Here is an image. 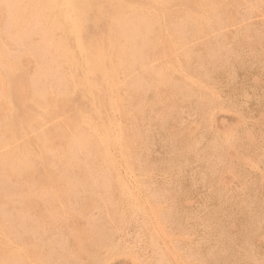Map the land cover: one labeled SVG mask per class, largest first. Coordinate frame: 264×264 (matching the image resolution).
I'll return each mask as SVG.
<instances>
[{
    "label": "rangeland",
    "instance_id": "1",
    "mask_svg": "<svg viewBox=\"0 0 264 264\" xmlns=\"http://www.w3.org/2000/svg\"><path fill=\"white\" fill-rule=\"evenodd\" d=\"M14 1L16 2V5L19 4L16 6V8H17L16 13H15V11H13V10H15V8L13 9V7H15ZM14 1L11 2V0L10 1L9 0H4V1L0 0V14H1L0 28H1V26L3 28L4 27L3 25H5V27L7 26L8 28H12V27L14 28V30L12 28V29H10V31L9 30L6 31V29H8V28H5V27L3 29L2 28L0 29V32L2 31V33L0 34V41L5 40L2 43L0 42V46H1L0 50L2 51L4 49H6V52H7V48H8L7 53H5V51H2L4 54H2V52H0V57L1 58L3 57L2 61L0 58V68L4 67L2 69V71L0 69V71H1L0 76H1V73L3 72L2 76L0 77V80L1 81L3 80L6 82V83L4 82L5 83L4 84L3 81L2 82L0 81L2 83V84H0V87H1V89H0V92H1L0 93V95H1L0 96V107H1L0 108V119H1L0 123L5 121V120H3L5 118L4 116H6L5 119H7V121L0 124V142L3 144V146H2V144L0 143V151H1L0 152V160L2 161L4 159L3 162L0 161L1 162L0 163V169L2 166L4 168V169L2 168L3 170L6 169L5 171L0 170V174L5 173V174H2L0 177L1 180L3 179L5 181L4 182L3 180L2 181L0 180L2 182V183L0 182L2 184L1 185L2 187H0L1 188L0 189V193H1L0 196L2 197V199L0 198V200L3 201V202L0 201V203L6 204L8 201H9L8 203H10V204H6L9 209L6 208L5 204L0 206V213H1L0 215H3L5 213L4 215L6 216V218H4V220H8V221H13L12 218L15 217V219H14V223L16 221L15 226L20 225V227L19 226H17V227H19V230H21V231L16 229L17 227L15 228V226L13 225L14 223L10 222V223H12V228H14V232L12 231L13 229H9V231L10 230L11 231L7 232L8 229L6 231L5 228H7V227L9 228L10 225H9V223H6L3 220L2 223L4 224V226L5 225L6 226L5 227L0 226L1 231L3 232L2 233L0 231V238H1V240H0V252L3 251L2 253H0V254H2L0 256V264H7L8 259H9L8 260L9 264L12 263L13 261H14L13 264H16V263L19 264L20 260H21L20 264H23V263L25 264V261H26V263L28 262L27 264H43V262H44V264H62V263L66 264V263H68V261H70L68 264H80V263L84 264L87 262H89L88 264H94V263L98 264L97 263L98 261H99V264H264V237H262V236H264V192H263V190H264V146H263L264 145V130H263L264 129V125H263L264 124V122H263L264 121V99H263L264 98V84H263L264 83V79H263L264 78V67H263L264 66V56L262 55V54H264V33H262V32H264V29H263L264 28V2H263L264 0H261L262 3H260L261 1L257 2V0H243V1L242 0H226V1L225 0H220V1L218 0L219 5L222 3H225V4H223V6L220 5V7L218 6V4H216L217 0H169V2L167 0H165L164 2H162L163 0H159V1L157 0V3H156V0L155 1L154 0H127V3H130V4H128V6L129 5L131 6L132 12L130 11V6H129V9H128V6H126V5L122 6L123 9L122 8L120 9V7L117 8V2H116L117 0H109V1L108 0H100L101 2H99V0L98 1L97 0H94V1L89 0L88 2H90V3H88V4L86 2L87 0H78V1L76 0V2L74 4L75 13L72 16H69V18L66 20V24H67L66 26L67 27H68V25L71 26L72 23L77 25L79 40L78 39L76 41L70 40L71 43L69 42V48H70V46L71 47L75 46V47L72 48L73 50L70 48L73 51V53H72V51L70 50V52L72 53L71 56H74V57L71 59L67 58L68 60H65V58L62 59V57H57V56H61V55L57 54V53H59L58 51H57V53L54 52V50H56V42L55 41L57 39L59 40L60 37L62 38V40L64 39L60 35L63 30L60 29L61 30L60 31V30H57L56 28H52L50 26L51 20H53L54 15L52 13L49 14L50 11L47 10L45 8V6L42 7L44 5V4H42V1L31 0L32 5H30V0H29V2L27 0H14ZM83 1L86 2L85 6H87V5H89V6H87V7L83 6L84 5ZM3 2H4V4H3ZM10 2H11V4H9ZM79 2H80V4H79ZM98 2H99V4H98ZM111 2H112V5H110ZM159 2H161L162 5H160ZM210 2H214V4L212 5V4H210ZM226 2H228V4ZM96 3L98 4L97 6H96ZM101 3H103L102 4L103 7L99 6V5H101ZM113 3H114V6H113ZM131 3L133 5L134 4L135 5L134 6L131 5ZM166 3H169V4H166ZM176 3H177V5H176L177 7H174L173 4L175 5ZM208 3H209V5H208ZM258 3H260V4H258ZM35 4H36V8H34ZM37 4H38V6L42 4L41 5L42 8H40V6L37 8ZM108 4H109V6H108ZM146 4H147V6H145ZM163 4L165 6L168 5L167 8H165V6H163ZM178 4H180V6ZM229 4H231V5H229ZM5 5H6V7L9 6L12 9H10V11H8L9 9L5 8ZM115 5H116V8H115ZM199 5H201V6H199ZM203 5L204 6L206 5V7L207 6L208 7L204 8ZM90 6H93V7H90ZM142 6H144L145 9ZM170 6H173V7H170ZM185 6H188V8H190V9L192 8L195 12L191 11L192 9L190 10L191 12H189L188 8ZM224 6H227V7H224ZM231 6H233V7H231ZM251 6H253V7H251ZM112 7H114V8L112 9ZM169 7H170V10H169ZM18 8H20L19 9L20 11L18 10ZM39 8H40V10L42 9L41 10L42 12H40L38 10ZM135 8L140 12V16H139V12L137 10H135ZM150 8H153V9H150ZM177 8H179V9H177ZM180 8L182 9L183 12L181 11ZM186 8H187V11H186ZM5 9L8 12H6ZM117 9H119V10H117ZM140 9H141V11H140ZM220 9L223 11L221 12ZM229 9H231V10H229ZM133 10H134L135 14L132 15V18H131L130 15H131V13L133 14ZM153 10H155V11H153ZM206 10L208 13L206 12ZM217 10H220V11H217ZM37 11H38V13H37ZM81 11H83V12H81ZM114 11L119 12V14L121 13L120 14L121 17L123 15V13H124L123 17L126 15L127 16H126V18L125 17L121 18L119 16V14H117V12H114ZM122 11H123V13H122ZM147 11L151 12L150 16L152 18H153L154 13H155V19L154 18L152 19L149 15H148V17H150V18L148 19V17H146L147 15H145L147 13L149 14V12H147ZM157 11H159V12H157ZM9 12H12V13H9ZM46 12L50 18L47 15H45ZM84 12L86 15L84 14ZM110 12H112V13H110ZM125 12H126V14H125ZM201 12H203V13L201 14ZM204 12L207 15L209 14V16H207V15L205 16ZM209 12H211V13H209ZM248 12H250V13H248ZM21 13H24V14H21ZM29 13L31 14L30 15L31 17L29 16ZM36 13L38 15L42 14V16L38 17V15ZM152 13H153V16H152ZM175 13H177V14H175ZM223 13H225V14H223ZM35 14L37 15V17L35 16ZM110 14L113 16V18L110 17L111 16ZM142 14L144 16H142ZM162 14L164 15L163 17H161ZM4 15L6 17L5 22L7 24H5V22L3 20L5 18V17H3ZM19 15L20 16L22 15L21 17L23 19L22 18L18 19V18H20ZM23 15H26L25 16L26 19H24L25 17ZM223 15H225V16H223ZM9 16H10V18L11 17L13 18V19H10L12 21H10L9 19H8L9 21L7 20V17L9 18ZM79 16H81V17H79ZM116 16L118 18H115ZM134 16H136V18ZM174 16H175V18H174ZM210 16H211V18H210ZM233 16H234V18H233ZM236 16H238V17H236ZM15 17H17L16 19H18V20H16ZM28 17H30L31 19ZM47 17H48V19L46 20ZM89 17H91V18L89 19ZM141 17H143V18L141 19ZM145 17L147 20L144 19ZM157 17H159L161 21H158L159 19ZM27 18L29 21L27 20ZM81 18L84 20H82ZM156 18H157V20H156ZM215 18H217V19L215 20ZM229 18H231V20ZM42 19L46 20L45 21L46 23ZM54 19H55V17H54ZM130 19L132 22L130 21ZM163 19L166 21L163 22ZM168 19L170 21H168ZM246 19H248V20H246ZM138 20H140L141 22H145V23L148 22V23H146L147 25L142 23L143 24L142 25L141 22H138ZM217 20H219V21H217ZM223 20H225V21H223ZM38 21H40L41 23H39ZM88 21H90V23ZM121 21H123L124 23H122ZM133 21H135V23ZM167 21L171 25L173 24L172 26H174V27H172ZM233 21H235V22H233ZM14 22H17V23H15V25H13ZM126 22H128V24L130 22L133 26L131 27L130 26L131 24H129L128 27H126L127 26ZM157 22H158V24H157ZM216 22H217V24H216ZM218 22L219 23L221 22V23L219 24ZM137 23L139 25L141 24L140 26H142L143 29H142V27L138 26ZM159 23H160L162 28H160ZM164 23H166V25ZM213 23H215L217 26H214ZM231 23H233V25ZM8 24H12L13 26L12 25L8 26ZM23 24L24 25L26 24V25L24 26ZM44 24H45V26H43ZM46 24H47V26H46ZM123 24H125L126 26ZM177 24H179V25H177ZM136 25H137V28L139 27V28H141V30L139 28H138L139 29L138 30L136 28ZM149 25H151V27ZM183 25H185V26H183ZM169 26H171V27H169ZM182 26H183V28H182ZM16 27H18V28H16ZM19 27H21V28H19ZM134 27H135V30H134ZM166 27L169 29L170 33L168 30L165 29ZM261 27H262V29H261ZM27 28H28V30H27ZM145 28H146V30H144ZM15 29H17L18 31ZM24 29L28 34H30L28 36L33 41L32 40H26L27 39L26 37H28V36H27L26 32H23ZM53 30H54V32H52ZM5 31H6V33H5ZM15 31H16V33H15ZM20 31L22 33H26V34H22ZM79 31L81 34L79 33ZM142 31H143V33H142ZM157 31H158V33H157ZM159 31H161V32H159ZM172 31H175V32H173L174 35H173V33H171ZM228 31H230V32H228ZM259 31H261V32H259ZM7 32L12 33V34H9V33L7 34ZM19 32L22 34V36L19 34ZM131 32H134V33L132 34ZM152 32H153V36L151 35ZM191 32H192V34H191ZM135 33L139 36L135 35ZM13 34H14V36H13ZM51 34H53L52 38L50 37ZM126 34H128V35L126 36ZM147 34H148V36H147ZM164 34H166V35H164ZM167 34H171L172 36L167 35ZM175 34H176V36H175ZM261 34H263L262 40H261V36H262ZM8 35L10 37H8ZM15 35H16V37H15ZM58 35H59V38H58ZM89 35L91 37H88ZM121 35H123V36H121ZM131 35H133V36L135 35L134 38L137 36L136 37L137 39L136 38L134 39L133 36L131 37ZM128 36H130V37L127 38ZM150 36H152L154 38L153 41L154 42L156 41L155 42L156 44H154V42H152V40H151L152 37H150ZM184 36H185V38H184ZM98 37L101 41L98 39ZM147 37L150 39L148 40ZM202 37H204L205 39ZM87 38L89 41L86 40ZM89 38H91V39H89ZM92 38H94L96 42ZM172 38H173V41H176V42H173ZM183 38H184V40H183ZM193 38H195V39H193ZM17 39H19L20 41H18ZM21 39H25V41H27V42L22 43L23 40L21 41ZM52 39H53V41H51ZM123 39H124V41H123ZM131 39H132V41H135V42L131 43L132 42ZM170 39L174 44L170 41ZM10 40H12V42ZM34 40H36V42H34ZM127 40H128V42H127ZM199 40L201 41V43ZM16 41H18V42H16ZM78 41L79 42L81 41V42L79 43ZM97 41H98V43H97ZM137 41L139 43L140 42H142V43L139 44ZM185 41H187V42H185ZM8 42L9 43L11 42V43L9 44ZM51 42H52V44H54V47H53V45H51ZM91 42L93 44H91ZM108 42L110 43V45ZM118 42H119V44L121 42V45L123 47L117 46V45H119ZM124 42H125V45H123ZM147 42H149V43L147 44ZM193 42H194V44H193ZM202 42H204V43H202ZM6 43L9 45L8 46L5 45ZM24 43H32V44L34 43V45L37 46V48H36L37 51H34V49H32V48H35L36 46L34 47L31 44H30L31 47L33 46L32 48L30 47V45H27L28 49L24 48V47H26ZM86 43H88V45H86ZM150 43H152L151 48H149ZM162 43L166 44V45H164L165 47L162 46ZM205 43L207 46L205 45ZM207 43L208 44L210 43V44L208 45ZM17 44L19 46H17ZM83 44H85V45H83ZM95 44H97L98 46ZM167 44H170V47H168L169 45H167ZM191 44L194 45L195 48L193 46H191ZM101 45H102V48H101ZM113 45H115V46H113ZM126 45L128 47H130L128 49L131 52L127 49ZM140 45H141V50H139ZM172 45L175 48L177 47L176 52H175V49ZM188 45H189V47H188ZM210 45H212V46H210ZM16 46L18 48H16ZM85 46H88V47L86 48ZM103 46L105 48H107V49H104V52L102 51V49L104 48ZM110 46H111V48L113 47L114 50L111 49ZM142 46L143 47L145 46L146 49H144ZM147 46H149V47H147ZM152 46H154V47L152 48ZM178 46H179V48H178ZM215 46H217V49ZM3 47H5V48H3ZM19 47H20V50H19ZM92 47L93 48L95 47V48L92 49ZM116 47L118 49L123 48V49H121L122 53ZM124 47L126 48V50ZM79 48H81V49H79ZM193 48L195 49V51L198 49V51H196L197 53L195 51H193L194 50ZM221 48H222V50L224 48V50L222 51ZM30 49L32 50V52H36V53H38L40 51L39 52L40 54L44 53L48 58L45 56L46 60H44L45 58L43 59L42 55L37 54L38 56L40 55L39 56L40 58L42 57V62H41V59H39V57H35V56H37V55H35L36 53H34V57H32L31 54H33V53H31ZM132 49H134L135 51L137 50V52H136L137 55H135V51ZM171 49H173L174 52ZM187 49H189V50H187ZM79 50H80V54H79ZM147 50L150 52H148ZM158 50H159V52H158ZM164 50H166L165 51L166 56H164V54H165ZM184 50H185V52H184ZM207 50H209V51H207ZM219 50H221V51H219ZM24 51H27L26 54L29 51H30V53L27 56H25L26 54ZM110 51H112V52H110ZM11 52L12 53L15 52V53L12 54ZM22 52H24V53H22ZM101 52L103 53L102 55L100 54ZM123 52H124V55H123ZM132 52L134 53V55ZM152 52H154L153 55L151 54ZM157 52L159 53V55ZM168 52L169 53L173 52V53L168 56V54H169ZM178 52H180V55ZM192 52H194L193 56H192ZM48 53L50 56H48ZM53 53H55V54H53ZM85 53H87V54H85ZM146 53L147 54L149 53L151 55V57L154 56L153 58L154 59L157 58V59H155L153 61V58H151L150 55L149 54L147 55ZM189 53H190V55H189ZM5 54L6 55L8 54V56L5 57ZM73 54H75V55H73ZM113 54H116V56H113ZM126 54L129 55L128 58H127ZM175 54L176 55L178 54V56H180V58L178 56H175ZM240 54H241V57H240ZM256 54H257L258 58L256 57ZM21 55H22V58H21ZM23 55L25 57H23ZM83 55H86V56H83ZM99 55L102 56L104 63L101 62L103 60L100 58ZM181 55H183V56H181ZM75 56H77L78 58L77 57L75 58ZM123 56H125V57H123ZM132 56H133V59H132ZM142 56L143 57L145 56V57L142 58ZM148 56H149V59H148ZM4 57H5V59H7L6 62H5ZM10 57L12 58L11 60H12V62L14 61V63H11V60H9ZM17 57H19V59L20 58L22 59V60L20 59L22 63L17 62V61H20V60H18ZM114 57H116V58H114ZM129 57H131V58H129ZM136 57H139V58H136ZM169 57H170V59H169ZM223 57H224V59H223ZM25 58L28 60L26 61ZM35 58L37 59V61ZM82 58L85 61L87 60L88 63L81 60ZM89 58H91L92 60L97 58V60H95V62H94V60L91 61V59L89 60ZM109 58H110V60H109ZM194 58H195V60H194ZM15 59H17V60H15ZM79 59L82 61L81 63H80ZM116 59L118 62H116ZM131 59H132V61H134V63L131 61ZM144 59L146 61H147V59H148V61L150 60L149 62L148 61L147 62L149 65H151L152 69H150V66H147L148 64L145 62ZM151 59H152V61H151ZM200 59H202V60L204 59L203 61H205V63ZM3 60L6 64L1 63V62H3ZM38 60H39V62H38ZM51 60L54 61L55 63L52 62ZM58 60L59 61L61 60L60 63L63 61L64 62L60 65V63H58L59 62ZM69 60H71L72 62ZM156 60H157V62H156ZM224 60L226 62H224ZM44 61H45V63H44ZM46 61H47V64H46ZM49 61H50V63L48 64ZM76 61L79 64L75 63ZM97 61L101 62L100 64L102 66L105 65V66H109V67L104 66L103 67L104 70H103V68H100L102 66H100L99 62H97ZM127 61H130V62L127 64ZM137 61H139L138 65L137 64L135 65V62L137 63ZM140 61H141V63H140ZM168 61H170L172 64H170V62H168ZM176 61H178V62H176ZM7 62L9 64L17 67V69L20 68L22 65L24 67L26 66V68L22 67L20 70L16 69L17 70V74H16V72H15L16 70H15V68H13L14 66L13 67L10 66L9 64H7ZM26 62L30 63V64L27 65ZM69 62H71V63H69ZM109 62H111V63H109ZM113 62H115L116 65H121V66H116L115 64H114L115 66L111 65V64H113ZM123 62H126V63H123ZM17 63H19V64H17ZM56 63H58L57 66L55 65ZM117 63H119V64H117ZM130 63H132V65ZM160 63H162V64H160ZM191 63H193L194 66H192ZM197 63H199L198 67H197ZM68 64L70 65L69 69H68ZM76 64H77V66H76ZM126 64H127V66H126ZM129 64H130V69L128 68ZM153 64L156 65L155 67H159V66H160L159 68H161V66H163V67H162V69L155 68ZM164 64L166 65V68L169 66V68L172 70L177 65L176 66L177 68L176 67L174 68V70H175V72L173 71L174 74L172 73V70H170L169 68H168L169 72H165ZM44 65L46 66L45 69L43 68V67H45ZM49 65L50 66L52 65L53 66V67L51 66L52 68H55L54 66H56L57 67L56 69H58V70L54 69L56 72L52 71L53 69ZM58 65H60V66H58ZM85 65H86V67H85ZM93 65H94V67H93ZM170 65H171V67H170ZM172 65H175V66L173 67ZM225 65H226V67H225ZM39 66H42V67L40 68ZM47 66L51 70L49 68H47ZM182 66H183V68H182ZM32 67H34V68L31 69ZM37 67L40 68L39 72H37L38 71ZM98 67L100 70H98ZM110 67H112V68H110ZM120 67H121V70L119 71ZM137 67H138V69H137ZM146 67L148 68V70ZM190 67H193V68H190ZM11 68L13 69V71L15 70L14 72L12 71L13 73L10 72L12 70ZM85 68H87V69H85ZM154 68L157 70V72H156V70H154ZM184 68H186L185 72L189 73L188 76L184 72V70H183ZM218 68H219V70H218ZM6 69L10 70L9 73L12 74L11 78L9 77L11 80L8 78L9 74H6L8 72V70H6ZM23 69H24V72H23ZM25 69L28 71V73ZM41 69H42V71H41ZM66 69H68V70H66ZM71 69H73V70H71ZM139 69H140V71L141 70L142 71L140 72ZM178 69L181 72V73H179L180 75L176 73V71L179 72ZM187 69H188V71H187ZM248 69H250V70H248ZM32 70L34 71V73L37 72L38 74L41 72L40 78H38L39 75L36 76V74H34L32 72ZM43 70L45 73L43 72ZM48 70H49V72L52 71L51 73L54 76L49 74ZM59 70L65 72V73L61 72L60 74H62V75H59V72H60ZM69 70H71L74 73V74H72V75H74V77L71 75L72 72L70 73ZM75 70H76V72H75ZM80 70L81 71L83 70V73L84 74L86 73V75L83 76L81 74L82 72L80 73ZM108 70L109 71L114 70V71L109 72ZM149 70L150 71L152 70V71L149 72ZM159 70H160V72H158ZM163 70H164V72H163ZM195 70H197L196 72L197 73L199 72V73L196 74ZM19 71L21 72L20 74H19ZM57 71H58V74H57ZM68 71H69V73H68ZM104 71H106V72H104ZM166 71H167V69H166ZM230 71H231V74H230ZM257 71H258V73H257ZM31 72L33 73V76L35 75V77H32L33 79L31 78L32 80L28 79V78H30L29 77L30 74L32 76ZM115 72L117 74L121 73V75L119 74L120 77ZM182 72H183V74H182ZM225 72H226V74H224ZM232 72H234L235 74L234 73L232 74ZM247 72H249V73L247 74ZM55 73L58 77H56ZM75 73H77V76ZM129 73L131 76L129 75ZM136 73L138 74V76ZM143 73H145V75ZM147 73L148 74H150V73L154 74L155 73L157 75H159V74L160 75H159V77H157V75H155V77H154V75L151 74L152 76L150 77V75H148ZM164 73H166L167 75H165ZM28 74H29V76H28ZM47 74H49V75H47ZM92 74H93V77L91 76ZM123 74L124 75L126 74L125 77ZM133 74L136 75L135 78L137 80L133 77V76H135ZM139 74L141 77L139 76ZM201 74L203 76H201ZM222 74H224V75H222ZM3 75H5V76L7 75L6 78H3ZM63 75H65V77H61ZM173 75L175 78H173ZM181 75L183 76V78L180 77ZM235 75H237V76H235ZM246 75H248V76H246ZM45 76L47 79L45 78ZM107 76H108V78H106ZM110 76L113 77L114 80ZM115 76H117V77H115ZM146 76H149L150 78L146 77ZM192 76H193V78H192ZM14 77H16V78H14ZM54 77H55V80H54ZM72 77L76 80V82H74V84L70 83V79ZM80 77H82V78H80ZM156 77H157V79H156ZM160 77H161V79H160ZM184 77L187 79L183 80ZM188 77H189V80H188ZM196 77H197V79H195ZM37 78H38V80H37ZM58 78H59V80H58ZM121 78H123L124 80ZM4 79H6V80H4ZM16 79H17V81H15ZM45 79H46V81H45ZM61 79H63V81ZM89 79L92 81H90ZM139 79H141L140 82H139ZM205 79H207V80H205ZM208 79H209V81H208ZM240 79H241V81H240ZM29 80H31V81H29ZM36 80H37V82H36ZM39 80H41V83ZM64 80H66V81H64ZM101 80H102V82H101ZM110 80H112V81L110 82ZM118 80L120 81V83ZM142 80H144L145 84L143 83ZM167 80L169 83L167 82ZM172 80H173V82H172ZM10 81H12L11 85H10ZM19 81L22 84L21 86H20ZM33 81H34V83H33ZM56 81L57 82L60 81L61 84L63 82L62 85H64V84H69V85L62 86L61 84H58ZM131 81L134 83H132ZM196 81H201V82H196ZM210 81H212V83L214 81V83L211 84ZM216 81H217V83H216ZM13 82L15 84H13ZM31 82L33 84H36V86L35 85L34 86L39 88V89L37 90V88H35L33 85H31L32 84ZM156 82H158V85L156 84ZM188 82H189V84H188ZM190 82H193L194 84L192 85V83H190ZM37 83L39 85H37ZM55 83H57V84H55ZM77 83L80 85H78ZM89 83H91V85H89ZM92 83H93V85L95 83L93 88L90 87V86H92ZM97 83L100 84V86H98ZM125 83H126V88L123 86L124 88L122 89L121 84L125 85ZM128 83L131 86L128 85L129 86L128 87L127 86ZM198 83H199V85H198ZM205 83H207L208 86ZM110 84H112V85L110 86ZM138 84H139V86H138ZM200 84L202 85L201 87H203V89H205V90H203V89H202L203 91L200 90L201 89ZM204 84H205V86H204ZM16 85L20 86V88L19 87L16 88ZM43 85H45V86L43 87ZM150 85H152V86L150 87ZM3 86H4V88H2ZM5 86L6 87L9 86V87L5 88ZM56 86H58V87H56ZM60 86L63 87L64 89L61 88ZM73 86H75L76 88ZM146 86H147V88H146ZM158 86H160V87L158 88ZM59 87L62 90H60V89L57 90V88H59ZM66 87H70V88H68L69 90L66 89ZM83 87H85L84 88L85 90L83 89ZM109 87L112 89H110ZM115 87H117L116 88L117 91H116V89H113ZM133 87L137 88V89H135L137 91H134ZM167 87L169 89H172L174 87L175 89L171 90L172 92L170 90H169L170 92H168ZM196 87H198V88H196ZM236 87H237V89H236ZM88 88H89V90H88ZM119 88H121V89H119ZM127 88L129 90L130 89H133V90H131V92H130ZM139 88H140V90H139ZM152 88L153 89L155 88V89L153 90ZM206 88H207V90H206ZM228 88H229V90H228ZM2 89H4L6 92H4V90H2ZM9 89H12V90L10 91ZM24 89H25V91H24ZM80 89L83 91H81ZM156 89H157V91H156ZM159 89L162 92H164L166 89L167 90L165 91L166 93L164 92V94H160L161 91ZM7 90H8V92H7ZM64 90L66 92H64ZM67 90L70 91L71 93L68 92ZM72 90L75 92H72ZM112 90L115 92V94L112 93L113 92ZM158 90L160 92H158ZM179 90H181V92ZM196 90L198 91V93ZM216 90H217V92H216ZM13 91H15V92H13ZM39 91L41 92L43 99L41 98V94L39 93ZM56 91L59 93V95H57L58 93H56ZM77 91H80L81 93H79ZM133 91L135 94L133 93ZM140 91H141V94H140ZM209 91H210V94H208ZM260 91L262 94L260 93ZM51 92L53 95L55 94L54 95L55 97L51 94ZM116 92L118 93L119 96H117ZM125 92H129V93H126L127 99L124 96ZM142 92L145 94L144 96H143ZM72 93H74V94H72ZM87 93L89 96L87 95ZM130 93L132 94L131 96H129ZM137 93L139 96L136 95ZM215 93L217 94V96H220V99L215 98L216 97ZM21 94H22V97H21ZM36 94H38V95H36ZM4 95H6L7 97ZM73 95H75V96H73ZM158 95H159V100H158ZM210 95H211V97H210ZM10 96H11V98H10ZM38 96L40 97V99ZM79 96H81V97L79 98ZM82 96L83 97L85 96L86 99L83 98ZM108 96H110V98ZM113 96H115L116 99H114ZM121 96L125 100H123L121 98ZM170 96H171V98H170ZM177 96H178V98H177ZM228 96L230 97V99ZM1 97H3V99ZM18 97H20V98H18ZM30 97H32V99H30ZM152 97H153V99H152ZM174 97H175V99H174ZM185 97H186V99H185ZM213 97H214V100H213ZM225 97L228 99V101ZM231 97H233L234 99ZM5 98H6V100H5ZM34 98H36V99H34ZM54 98L57 101V103H55ZM132 98L135 101L137 99V101H136L137 103L135 101H133ZM207 98H208V100H207ZM209 98H211V99H209ZM7 99H9L8 103H7ZM118 99H120V101H118ZM128 99L130 100V102ZM131 99H132V101H131ZM154 99H156L158 101H155ZM166 99H167V101H166ZM176 99L179 101H177ZM2 100L6 101V102H1ZM11 100H12V102H11ZM43 100H45V101L43 102ZM113 100H115V101L113 102ZM126 100H128V102ZM169 100H170V103H168ZM172 100H174V101H172ZM216 100H217V102H216ZM28 101H29V103H28ZM89 101H91L93 103V107H91L92 103L91 102L89 103ZM122 101H124V102H122ZM212 101H213V103H212ZM45 102H47L48 105ZM142 102H143V104H142ZM184 102H186V103H184ZM218 102L220 105L218 104ZM3 103L7 107L11 106L10 108H12V109L7 108L6 106L4 108ZM33 103H35V104L32 105ZM52 103L53 104L55 103V105L51 106ZM183 103H184V105H183ZM200 103L203 106H201V105L199 106ZM204 103H206V104H204ZM215 103H217V104H215ZM222 103H224V105H226V108L224 107V105ZM231 103L233 104V106H231L232 105ZM12 104H13V106H12ZM42 104L43 105L45 104L48 108L45 105L43 106ZM163 104H164V106H162ZM207 104H209V105H207ZM228 104L230 105V107H228L229 106ZM98 105H99V108L97 107ZM113 105H115V107ZM167 105H168V108L166 107ZM179 105H181V106H179ZM206 105L208 108L205 109ZM50 106H51V108H50ZM55 106H56V109L54 108ZM129 106L133 109L135 106V109L131 110V108ZM160 106L163 109L160 108ZM174 106L175 107L177 106V108H175ZM211 106H213L214 109ZM219 106L221 108H223L224 110L223 109L220 110ZM244 106L246 109L244 108ZM13 107L15 109H18V110H16V112H15V109ZM84 107H85L86 111L84 110ZM94 107H97L96 108L97 113H93L96 109H93L94 111L91 110ZM102 107H104V108H102ZM196 107H197V109H196ZM198 107H200V108H198ZM112 108H114V109H112ZM115 108H117V110ZM127 108H129V109H127ZM166 108H167V110H166ZM2 109L4 110V112L6 111L5 112L6 114H4ZM21 109H22V111H21ZM46 109H47V112H46ZM52 109L54 112H52ZM110 109H112V110H110ZM118 109H120V110L118 111ZM199 109H200L201 113L199 112ZM201 109H203V110H201ZM207 109L210 113L212 111L213 112L211 114H209V113L206 114L208 112ZM12 110L14 111L13 113H12ZM31 110H32V112H31ZM42 110H45V112ZM102 110L105 114L102 112ZM114 110H116L115 113H114ZM125 110H127L126 114L128 117H126V114H124ZM136 110H138V112ZM161 110H162V112H161ZM204 110H206V112ZM34 111L36 112V114ZM40 111H41V113H40ZM117 111L120 113H117ZM134 111H135V113H134ZM144 111H147V112H144ZM158 111H160V112H158ZM232 111H234V112H232ZM7 112H9V113H7ZM29 112H31V113H29ZM37 112H39V113H37ZM86 112H87V114H86ZM130 112H132V113H130ZM152 112L153 113L155 112V113L153 114ZM202 112H204L205 114L203 113V115H201ZM28 113H29V115H31V117L28 115ZM64 113H66V114H64ZM106 113H107V115H106ZM139 113H141V114H139ZM145 113H147V114L145 115ZM260 113H262V114H260ZM2 114H4V116ZM11 114L13 117L10 116ZM15 114H16V116H15ZM90 114H93V118H92V115H90ZM122 114H124V115L122 116ZM128 114H130V115H128ZM131 114L133 117L131 116ZM22 115L25 117H23ZM89 115L91 117H89ZM118 115H120V117ZM209 115H210V117H208V119L210 118L212 120L209 119V121H208L207 116H209ZM19 116L21 117L22 120H20ZM45 116L47 119H45ZM96 116H98L99 119H97ZM104 116H108V117L103 119ZM129 116H130V118H129ZM11 117H12V119L10 120ZM122 117H124L125 119L124 118L122 119ZM203 117H204L205 121L207 120V122H205L206 124L204 123ZM205 117H206V119H205ZM26 118H27L28 122H27ZM87 118H90L91 121ZM95 118H96V120H95ZM242 118L245 120L242 121ZM92 119H93L94 123L92 122ZM112 119L113 120L115 119L116 124L114 123V121ZM126 119H129L130 122L127 121ZM251 119H253V121H251ZM261 119H263V120H261ZM12 120H14V121H12ZM41 120H43L42 123H41ZM52 120L55 122H53ZM133 120H135V121H133ZM8 121H9V123H8ZM79 121H80V125H78ZM19 122H20V124H19ZM38 122H39V124L41 123L43 125V129H41L42 128L41 125L35 124ZM51 122H52V124H51ZM83 122L85 124H83ZM117 122H119V123L117 124ZM209 122H210V124H209ZM250 122H251V124H250ZM6 123H7V126H5ZM28 123L30 124L29 127L27 126V125H29ZM192 123H194V124H192ZM197 123H199V124H197ZM48 124L49 125L51 124L53 127L51 125L49 126ZM54 124L56 126V129H55L56 131H54V128H55ZM75 124L78 126H76ZM93 124H95V127H96V128L94 127V129H93V126H94ZM106 124H108V125L110 124L109 125L110 127L107 126ZM114 124L118 126V127L116 126L117 129H116ZM121 124H123L124 126H122ZM200 124H202L203 127ZM260 124L263 127V129L260 126ZM8 125L10 126V128ZM20 125L25 130V133H24L23 129L20 127ZM131 125L133 127H131ZM74 126L76 127L77 131L74 128ZM88 126H90V127H88ZM206 126H208V127H206ZM2 127H4V128H2ZM35 127L38 129H36ZM63 127H64V129H62ZM103 127H105L104 128L105 130L103 129ZM200 127H202V128L200 129ZM33 128H34V130L36 129L37 131H33ZM107 128H109V129H107ZM121 128L123 129V132L120 131V130H122ZM124 128L127 130V132L125 131ZM96 129H98V130H96ZM114 129L117 131V134L114 133L115 132ZM202 129H205V130H202ZM38 130H40V132H38ZM43 130H45L46 133ZM94 130H96L97 133H95ZM128 130H130L131 132L130 131L128 132ZM195 130H199V131L196 132ZM206 130H207V132H206ZM244 130H245V132H244ZM31 131L35 132V133L32 134ZM48 131H49V134H47ZM79 131H80V133H79ZM100 131L102 133H100ZM111 131H112V133L108 134V132H111ZM210 131L214 132L212 138H211L212 133ZM261 131H262V135H261ZM52 132H54V133H52ZM70 132H71V134H70ZM82 132H84L85 135L82 134ZM193 132H194V135H192ZM205 132L208 134H206ZM248 132H250L251 136ZM11 133H13V135L15 137L11 136L12 135ZM22 133H24V134H22ZM67 133L70 134V138H69V134H67ZM75 133H77L78 135ZM127 133H128V136H127ZM129 133L131 135H129ZM200 133H201V135H200ZM220 133H222L221 134L222 136L220 135ZM239 133L241 136L239 135ZM246 133H248V134H246ZM39 134H43L42 135L43 137ZM80 134H81V136H80ZM121 134H126L127 137H130V136L131 137L126 138L124 135L125 138H123L122 137L123 135L121 136ZM204 134H206V135H204ZM37 135H39L41 139H39V136H37ZM46 135H48V136L46 137ZM71 135H73L74 138H73V136L71 137ZM89 135L91 137H89ZM95 135H97V136H95ZM116 135L118 136V138ZM134 135H136V136H134ZM137 135H138V138H137ZM188 135H190V136H188ZM1 136H2V138H1ZM82 136H83V138H81ZM86 136H88V139L86 138ZM120 136L124 139V141L122 138H120ZM6 137H7V139H6ZM9 137H11V138H9ZM63 137H65V138H63ZM184 137H185V139H184ZM207 137H209V138H207ZM215 137H219V139L215 138ZM223 137H224V139H223ZM35 138L38 140H41V141L44 138V142L42 141V143H44V145L42 146V149L40 152H39V148H41L40 144H42V143H41V141L36 143V141H38V140H36ZM84 138H86V140H83ZM113 138H115V139H113ZM116 138L119 139L120 142ZM11 139H13V140H11ZM137 139H138V141H137ZM186 139H188V141ZM191 139H192V141H190ZM255 139H257V141ZM46 140H48L49 142H51V140H53V141L51 143H49ZM65 140H66V142L67 141L68 142L65 143ZM69 140L71 141V143H69L70 142ZM73 140L75 142H77V143H75V145H74ZM113 140H114V143H113ZM121 140L123 141V143H122L123 146H121L122 145ZM130 140L133 142L131 143ZM220 140L223 143V145H222V143H220ZM248 140L250 143H248ZM45 141L47 143H45ZM60 141H63V142H60ZM105 141H106V144L104 143ZM212 141H215L217 143H215V142L211 143ZM4 142H7V144H5ZM82 142H83V144H82ZM87 142H89V144H91V146H89ZM95 142H97V143L95 144ZM102 142L105 145H107L106 147L104 146L105 147L104 150L106 149V151H104L102 149V147L104 145ZM111 142L114 145H119L118 146L119 148L117 146L110 144ZM115 142H117L118 144H115ZM136 142H137V144H136ZM224 142L226 143V145H224L225 144ZM251 142H252V144H251ZM58 143H59V145H58ZM107 143L110 144L109 145L110 147L108 146ZM13 144L15 147L17 146L16 147L17 149L14 147H13L14 149L9 148V147H12ZM53 144L54 145L56 144L55 145L56 147ZM66 144L67 145L69 144V146H71V147H72V145H74L73 146L74 148L65 146ZM79 144L83 148L86 146L84 149L81 148L82 150H86V151L89 150V151L84 152V151L80 150ZM93 144H94V146H98V147H94ZM99 144H100V146H99ZM127 144H129V145L132 144L131 145L132 147L128 146ZM227 144H229V145H227ZM21 145H22V147H21ZM51 145L54 148H56L57 150L54 148L52 149ZM87 145L89 147L88 150H87ZM220 145H222V146H220ZM44 146H46V147H44ZM59 146L61 149L59 148ZM76 146H78V147L76 148ZM92 147H94L93 149H96V151L99 152L98 153L99 155L101 154L100 155V156H102L101 158L99 155H97V152L92 149ZM129 147H131V149H129ZM133 147H136L137 149L135 148V150H134ZM243 147L244 148L247 147L248 150H247V148L244 149ZM261 147H262V149H261ZM45 148L48 150L46 151ZM58 148H59V150H58ZM64 148L67 152L69 150L72 151V154H69L70 157L67 155H68V153H71V151H69L67 153L64 150ZM120 148L121 149L124 148V150H122V151H124L125 153L127 152L126 150H128V153H126L127 155L124 154V152H122ZM233 148H235V149L233 150ZM90 149H92L95 152V154L93 153L92 150L90 151ZM118 149H120V150H118ZM10 150H11V152H9ZM13 150L18 151V154H16L17 152H14ZM32 150H34V151H32ZM54 150H56V151H54ZM62 150H64V153ZM75 150H77V151H75ZM109 150L110 151L113 150V151L108 154ZM246 150H247V152H246ZM19 151H20V154H19ZM44 151H45V153H44ZM58 151L61 152L60 154H62V155H59ZM100 151H101V153H100ZM102 151H104V152L102 153ZM74 152H75V154H74ZM129 152H131V153H129ZM249 152L251 153V155ZM1 153L3 156H5V158L6 157L7 158L9 157V158L8 159L3 158ZM5 153H7V154L4 155ZM21 153L22 154L26 153V155H24V154L21 155ZM34 153H35V156H33ZM37 153H39V155ZM112 153H113L114 157H113ZM119 153H120V155H119ZM236 153L238 156L236 155ZM13 154H16L17 156H19L17 159V156L15 155L16 156L15 158L17 160L15 158H13L14 157ZM63 154H64V156H63ZM128 154H129V156H128ZM222 154H224V156H222ZM81 155H82V157H81ZM94 155H95V157H94ZM109 155H110V157H109ZM20 156L22 158H20ZM54 156H55V158H54ZM57 156L60 158L59 161H58ZM74 156L76 158L78 157L77 159H79V161L74 160L73 159V158H75ZM104 156H105V158H103ZM135 156L137 158H135ZM51 157L54 160H51L52 159ZM66 157H68L69 159H67ZM71 157H72L73 165L75 164V162L77 163V164H75V167H73V165H72ZM87 157H90L92 160H90V158H87ZM108 157H109V160L111 159L109 162H108ZM120 157H122V158H120ZM1 158H3V159H1ZM11 158L14 159L13 164H16V166L12 165ZM30 158H32V159H30ZM128 158H130L129 162L127 161ZM248 158H250V159H248ZM261 158H262V161H261ZM35 159H38V160H35ZM101 159L103 162H101ZM133 159H134V161H133ZM237 159H239L241 162ZM243 159L244 160L246 159L245 160L246 162H243L244 161ZM9 160H11V162ZM18 160H20L19 162L21 164L18 163ZM63 160H67V161H65V165L68 164L67 167L70 165L69 166L70 168L72 166V168H71L72 170L69 167L67 170L66 166L62 165V164H64ZM16 161H17V163H14ZM87 161H90V163L88 164ZM91 161H92V164H91ZM5 162H8V164L10 163V165H7V163H5ZM24 162H27V163H24ZM30 162L32 163V165L30 164ZM36 162L38 164L40 162V164L38 165ZM66 162H68V163H66ZM79 162H81V163H79ZM100 162L103 165H100L101 164ZM107 162H108V164H110L112 162L111 164L113 166L112 165H109V166L104 165V163H107ZM115 162H116V165H115ZM22 163L24 164L23 165L24 167H25V165H26V167H29V166H31V167L27 170H26V168H23V170L25 169L26 171L21 172L22 170L20 171V169H22L21 168ZM35 163L37 164L38 167L35 166L36 165ZM93 163H95V164H93ZM242 163L245 165L247 164V166L243 165ZM1 164H2V166H1ZM28 164H29V166H28ZM33 164H35V165H33ZM128 164H130V166H128ZM135 164L138 166L134 167ZM4 165H5V167H4ZM17 165H19V166L17 167ZM84 165H86L85 168H82V166L84 167ZM161 165L163 167H160ZM253 165H254V168H253ZM60 166H62V168H65V169L63 170L62 168H60ZM96 166L98 168H96ZM111 166L113 168H111ZM249 166L251 167L250 169H249ZM9 167L11 170H9ZM58 167H59L60 171H59ZM114 167H116V168H114ZM209 167L212 169H210ZM257 167H258V170L256 169ZM14 168H15V170H18V168H19V170H18L19 173L17 172L19 174V176L17 175ZM44 168H46V170H44ZM105 168H106V170H104ZM110 168H111V173H110ZM117 168H118V171H117ZM232 168H234V169H232ZM97 169H98V171H97ZM49 170H53V172H55L56 174H59V175H56L54 173L55 176H53V174L50 176L52 171L49 172ZM107 170H108V172H107ZM33 171H34V174H33ZM67 171H69V173H67ZM76 171H77V174L75 173ZM80 171H82V173H80ZM113 171L115 173L116 172H118V173L115 174ZM14 172L16 174H14ZM20 172H21V174H20ZM70 172H72V173L70 174ZM86 172L89 174H86ZM213 172H216V173H213ZM252 172H253V174H252ZM60 173H61V175L63 173V177L65 178V176H66L67 180L63 179L61 177ZM208 173H210V174H208ZM22 174H23V176H22ZM47 174H49L48 177H50L51 179L46 177ZM68 174H70V176H68ZM83 174L86 175V177ZM241 174H242V176H241ZM10 175L12 177H10ZM31 175H32V177H31ZM111 175H112V177H111ZM6 176H7V178H4ZM25 176H27V177H25ZM34 176H35V179H34ZM73 176H74V178H73ZM75 176H76L77 180H76ZM116 176L119 177V179H118V184H120L119 186H117L118 184H116L117 183V180H116L117 177ZM55 177H57V178L54 179ZM113 177H114V179H113ZM136 177H137V179H136ZM8 178H10V179L8 180ZM22 178L26 179V180H24V181H26V186H25L24 181H22ZM31 179H34L33 180L34 182L37 181V184L36 183L35 184L39 185V186H40L39 183H41V184L43 183L44 185H47L48 187L52 184L51 188L49 190H47L48 187L44 186L43 184H42L43 187L42 186L38 187L35 184L31 185V182H32ZM57 179L59 181H61L62 183L59 182ZM6 180H8L7 182L9 183L7 186H5L6 184H4V183H7ZM19 180H21V181H19ZM44 180H45V182H44ZM49 180H50V182H49ZM78 180L79 181L81 180L83 183H81V181L78 183ZM83 180H85V181H83ZM91 180L94 181L95 183L93 182L94 183L93 184ZM140 180H141V182H140ZM9 181L10 182L12 181L14 183V185L12 184V186H10L11 183ZM16 181L19 182V184L21 182L22 185L21 184L19 185ZM40 181H42V182H40ZM52 181L55 184H53ZM111 181H113V182H111ZM114 181H116V182H114ZM15 182L17 185L15 184ZM72 182L74 184H77V185L74 186ZM87 183L89 185H86ZM137 183H138V185H137ZM28 184H30V187L28 186ZM48 184H50V185H48ZM63 184L66 186H64ZM115 184H116V186H115ZM222 184H223V186H222ZM34 185H35V189L33 190ZM71 185H73L74 190L72 189V187H70ZM78 185L80 186V188ZM111 185H113V186H111ZM56 186H58V188H60V189H58ZM3 187H5L6 190H4ZM7 187H8V190H7ZM140 187H143V188L140 189ZM9 188L12 189L13 192H10L11 190ZM29 188H30V190H29ZM36 188H38L39 191L36 190ZM22 189H23V191L26 189L27 192L30 191V193H27L26 190L24 191V193L27 195L28 199L24 194H18L20 196L17 195V193L19 191H20V193L23 192ZM43 189H46L47 191H45V190L43 191ZM53 189H54V191H53ZM121 189L123 192L121 191ZM14 190L15 191L17 190L18 192L16 191L17 192L16 193ZM35 190H36V192H38V194H41L43 196L42 198H45L46 201L44 199H41V196L39 195L40 196L39 197L37 195V193H35ZM61 190H64V191L66 190V192L61 191ZM68 190L70 191V193ZM259 190H261V191H259ZM2 191H4L5 193ZM7 191L10 194L9 193L6 194ZM57 191L58 192L61 191L60 192L61 198H60V193H54ZM72 191H74L76 193H74ZM110 192L113 196L111 194H109ZM2 193H3V196H2ZM11 193L13 194V196L16 199L12 196ZM53 193L55 195L52 196L51 194H53ZM62 193L65 196H63ZM29 194H30V196H29ZM35 194H36V196H35ZM127 194L130 195L132 199ZM23 196H25L26 199ZM37 196L39 197L40 200L37 198ZM70 196L73 198L74 201L71 200L72 198ZM126 196H128V197H126ZM9 197H12L13 199L12 198L10 199ZM19 197H21V198L23 197L22 202H24V203H22V202H19L20 204L16 203L18 201L17 198H19ZM34 197H36V198H34ZM49 197H50V199H49ZM74 197H75V199H74ZM52 198H54L55 200H56V198L57 199L59 198L61 200L63 199L62 200L63 202L58 199V200H56V202L57 201L59 202V203H57L58 204L57 205L56 202H53L55 200ZM65 198L68 200L67 201L68 203L66 202ZM124 198L127 199L126 202L128 204H126V202H124L125 201ZM215 198H216V200H215ZM30 199H32V200L30 202H28ZM36 199L38 200V201H36L38 203L35 202ZM47 199H49V201H47ZM33 200L35 202V206L32 205L34 203H31ZM110 200H112V201L115 200L114 201L115 204L112 203V201H110ZM64 202L67 204H65ZM73 202H75L76 204ZM129 202H130V205H129ZM214 202H216V203L214 204ZM12 203H14V204L12 205ZM120 203L122 206L120 205ZM23 204L25 206L26 205L29 206V207L26 206V208L27 207L30 208V209L27 208V210L29 211V213H31V215L33 212V216L35 218L37 217L36 214L39 215L40 218L38 216L37 219H34L33 216L31 217L30 214H27L28 211H25L26 209H25V206L23 207ZM62 204H64V205H62ZM77 204H79L80 206ZM38 205H40V206H38ZM44 205L45 206L47 205V206L43 208L42 206H44ZM82 205H83V207L81 208ZM114 205L116 208H118L117 211H119V212L114 213V212H116L114 210ZM3 206H4V208H3ZM10 206H11V208L13 206L15 208V210H14V208H13V210H11ZM19 206H20V208L23 207L25 210L22 209L20 211ZM31 206L32 207L34 206V207L32 208ZM52 206H54L53 209H52ZM58 206L60 209L62 208L61 209L63 211L62 213H61L60 209L58 210ZM75 206L76 207L79 206V207L75 208ZM131 206L133 208H130ZM1 207L3 209H1ZM112 207H113V209H111ZM5 208H6V210H5ZM74 208H75V210H74ZM136 208H138L137 209L138 211L136 210ZM31 209H33V210L31 211ZM80 209H82V210L80 211ZM10 210L14 216L11 215L12 213L10 214V212H9ZM108 210H110V211H108ZM17 211L19 213H21L22 215L19 214ZM24 211L26 212L27 217H25ZM40 211L42 213H44L46 215V217ZM129 211H132V212H129ZM14 212L17 216L14 214ZM65 212H67V213H65ZM75 212L77 213V215L73 214ZM34 213H35V215H34ZM126 213H128V214H126ZM131 213H132V215H131ZM7 214L8 215L10 214V215L7 217ZM19 215L22 216L23 218L22 217L20 218ZM62 215H65V217L64 216L62 217ZM67 215H68V217L66 218ZM111 215L116 216V217L112 218ZM10 216H11V218H10ZM60 216L62 219L60 218ZM77 216L78 217L81 216L80 218L82 220L80 218H78ZM133 216H135L136 218ZM1 217H4V216H1ZM1 217H0V219L2 220L3 218H1ZM29 217H30V220H29ZM126 217H128V218H126ZM27 218H28V220H27ZM116 218H118L119 221L115 220ZM16 219H18V220L22 219V220L18 221ZM1 220H0V222H1ZM24 220L29 222V223L25 222ZM61 220L63 221V223ZM117 221L120 222L121 225H119V223ZM17 222H19V223H17ZM114 222H115V224H114ZM7 224H8V226H7ZM21 224H23V226ZM28 224H29V226H28ZM0 225H2V224L0 223ZM80 225H82V226H80ZM24 227H26V228L24 229ZM27 227L29 228V230H27L28 229ZM138 227H139V230H138ZM2 228H4L5 233L2 230ZM20 228H22V229H20ZM76 229H77V231H76ZM115 229H116V232H115ZM74 230L79 235L74 233L75 232ZM140 230H141V232H140ZM17 231H19V232H17ZM25 231H28V232H25ZM20 232H21V234H20ZM79 232H81V233H79ZM8 233H9V237L11 239L10 238L8 239V235H7ZM10 233L13 236H14V234L17 236L12 237V236H10ZM22 233H26V234L22 235ZM114 233H115V235H114ZM4 234L7 235V236L5 235L6 236L5 238H4ZM127 234H129V235H127ZM72 235L73 236L76 235L77 238L75 236H74L75 237L74 238ZM147 237H149L151 241H147L148 240V239L146 240ZM12 238H14V239H12ZM70 239H71L72 243L70 242ZM81 239H83V242ZM2 240L4 241V243H2L3 242ZM11 240H13V241H11ZM95 240L98 241V243ZM108 240L110 241V243ZM153 240H155L156 243ZM5 241H7L9 243H5ZM15 241L16 242L18 241L17 242L18 244L17 243L14 244ZM124 241H125V243H124ZM26 242H29V243H26ZM79 242H81L80 245H78ZM95 242H96V244H98L99 249L100 248L102 249V251H101V249L100 250L97 249L98 247L96 246ZM113 242L115 244H113ZM12 243H13V245H12ZM22 243H23V246L25 249L22 248ZM100 243H102L101 245L103 247H100V245H99ZM4 244H5V246H4ZM8 244H10V245L8 246ZM26 244H27V246H26ZM28 244L31 245L32 248L35 247L36 250L34 248L31 249L30 248L31 246L29 247ZM94 244H95V246H94ZM146 244H148V245L145 247ZM151 245L154 247L152 248ZM13 246H14V249L12 250ZM15 246H16V248H15ZM81 246H83L84 248H81ZM95 247H97V248H95ZM106 247H108V248H106ZM150 247H151V249H150ZM86 248H87V250H86ZM88 248H89V250H88ZM154 248H156V249H154ZM8 249L10 251L11 250L12 251L10 252ZM19 249H21V250H19ZM83 249H85V250H83ZM96 249L99 250L100 252H98ZM104 249H105L106 253L103 252ZM17 250H19L20 252H17ZM38 250H39V252H38ZM4 251H7L8 253H10V254H8L7 252H5V254H8L10 256L4 255L3 254ZM28 251H32V252H28ZM90 251L93 252V254L94 253L95 254L92 255V253ZM15 252H17L18 255ZM15 254H16V256H15ZM96 254H97V258H95V260H92L96 256ZM99 254H100V256H99ZM11 255H12V258H11ZM22 256L25 257L23 260L24 262L22 261V259H23ZM71 256H73L75 259L74 258L72 259ZM88 256L91 257L90 258L91 260L88 258ZM12 259H14V260L11 261ZM16 259H18V260H16ZM34 259H35V261H34ZM97 259H100V260L97 261ZM30 260L32 263L30 262ZM40 260H43V261H40ZM45 260H47V261H45ZM48 260H49V262H48ZM79 261H83V262H79ZM91 261L92 262L96 261V262L91 263ZM39 262H42V263H39Z\"/></svg>",
    "mask_w": 264,
    "mask_h": 264
},
{
    "label": "bare ground",
    "instance_id": "2",
    "mask_svg": "<svg viewBox=\"0 0 264 264\" xmlns=\"http://www.w3.org/2000/svg\"><path fill=\"white\" fill-rule=\"evenodd\" d=\"M3 1H4V0H3ZM9 1H10V0H9ZM13 1H14V0H13ZM13 1L11 0V2H13ZM27 1L29 2V0H27ZM40 1H42V4H44L42 7L45 6V8H46L47 10L50 11L49 14L52 13V14L54 15V17H55V19H54V17H53V20H51V23H50L51 25H50V26H51L52 28H56L57 30H60V29L63 30L62 33H61V34L59 33V34H60L64 39L62 40V38L60 37L59 40L57 39L58 41H57V40L55 41V42H56V50H54V52L57 53V51H58L59 53H57V54H60L61 56H57V57H62V59L65 58V60H68V59L73 58L74 56H71V54L73 53V51H72L73 49H72V48H74L75 46H74V47H71V46H70V48L72 49V50H71V49L69 48V42H70V40H75V41H76L77 39L79 40V38H78V27H77V25L74 24V23H72L71 26L68 25V27H67V26H66V25H67V24H66V20L69 18V16H72V15L75 13V10H74V4H75L76 0H40ZM77 1H78V0H77ZM88 1H89V0L86 1L87 4L90 3V2H88ZM93 1H94V0H93ZM97 1H98V0H97ZM97 1H96V2H97ZM108 1H109V0H108ZM154 1H155V0H154ZM158 1H159V0H158ZM164 1H165V0H163L162 2H164ZM167 1L169 2V0H167ZM219 1H220V0H219ZM225 1H226V0H225ZM242 1H243V0H242ZM259 1H261V0H257V2H259ZM11 2H10L9 4H11ZM35 2H36V1H35ZM83 2H84V1H83ZM83 2H82V3H83ZM86 2H84V5H83V6L86 5ZM99 2H101V1L99 0ZM99 2H98V4H99ZM112 2H113V1H112ZM112 2H111L110 5H112ZM116 2H117V8L120 7V9L122 8V6H124V5L128 6V4H130V3H127V0H117ZM170 2H171V1H170ZM192 2H193V1H192ZM223 2H224V1H223ZM251 2H252V1H251ZM254 2H255V1H254ZM263 2H264V1H263ZM6 3H7V2H6ZM6 3H5V4H6ZM14 3H15V5H14V4H13V5H14L15 7H13V9L15 8V10H13V11H15V13H16V9H17L16 6L19 5V4L16 5V2H15V1H14ZM31 3H32V1L30 0V5H32ZM114 3H115V2H114ZM114 3H113V6H114ZM156 3H157V0H156ZM159 3H160V5H162L161 2H159ZM159 3H158V4H159ZM171 3H172V2H171ZM171 3H170V4H171ZM178 3H179V2H178ZM206 3H207V2H206ZM220 3H221V2H220ZM226 3L228 4V2H226ZM260 3H262V1H261ZM260 3H258V4H260ZM3 4H4V2H3ZM42 4H41V5H42ZM76 4H77V3H76ZM79 4H80V2H79ZM98 4L96 3V6H97ZM102 4H103V3H101V5H99V6H102ZM166 4H169V3H166ZM210 4L213 5L214 2H210ZM216 4H218V0H217V3H216ZM223 4H225V3H222V4H220V5L223 6ZM227 4H226V5H227ZM254 4H255V3H254ZM7 5H8V4H7ZM41 5H39L40 8H42ZM77 5H78V4H77ZM81 5H82V4H81ZM131 5H133V4L131 3ZM134 5H135V4H134ZM134 5H133V6H134ZM176 5H177V3H176L175 5L173 4L174 7H177ZM178 5L180 6V4H178ZM208 5H209V3H208ZM220 5L218 4L219 7H220ZM229 5H231V4H229ZM248 5H249V4H248ZM250 5H251V4H250ZM39 6H38V4H37V8H38ZM87 6H89V5H87ZM87 6H85V7H87ZM108 6H109V4H108ZM126 6H125V7H126ZM129 6H130V5H129ZM129 6H128V9H129ZM139 6H140V5H139ZM145 6H147V4H146ZM163 6H165V5L163 4ZM167 6H168V5H167ZM167 6H165V8H167ZM173 6H170V7H173ZM179 6H178V7H179ZM199 6H201V5H199ZM90 7H93V6H90ZM102 7H103V6H102ZM106 7H107V6H106ZM142 7H144V6H142ZM170 7H169V10H170ZM181 7H182V6H181ZM185 7L188 8V6H185ZM190 7H191V6H190ZM203 7H204V8H207L208 6L206 7V5H205V6L203 5ZM224 7H227V6H224ZM231 7H233V6H231ZM251 7H253V6H251ZM259 7H260V6H259ZM5 8L9 9L8 11H10V9H12V8H10L9 6L6 7V5H5ZM34 8H36V4H35V7H34ZM34 8H33V9H34ZM40 8H39L38 10H39L40 12H42V11H41L42 9L40 10ZM88 8H89V7H88ZM110 8H111V7H110ZM113 8H114V7H112V9H113ZM115 8H116V5H115ZM133 8H134V7H133ZM138 8H139V7H138ZM187 8H186V11H187ZM211 8H212V7H211ZM211 8H210V9H211ZM214 8H215V7H214ZM217 8H218V7H217ZM247 8H248V7H247ZM19 9H20V8H18V10H19ZM112 9H111V10H112ZM122 9H123V8H122ZM144 9H145V7H144ZM146 9H147V8H146ZM150 9H153V8H150ZM177 9H179V8H177ZM180 9H181V8H180ZM184 9H185V8H184ZM184 9H183V10H184ZM191 9H192V8H191ZM191 9L188 8V11H189V12H191V11L195 12L193 9H192V10H191ZM18 10H17V11H18ZM43 10H44V9H43ZM90 10H91V9H90ZM115 10H116V9H115ZM117 10H119V9H117ZM135 10H137V9L135 8ZM147 10H148V9H147ZM167 10H168V9H167ZM169 10H168V11H169ZM190 10H191V11H190ZM220 10H221V9H220ZM220 10H217V11H220ZM229 10H231V9H229ZM1 11H2V10H1ZM5 11H6V9H5ZM8 11H6V12H8ZM19 11H20V10H19ZM19 11H18V12H19ZM77 11H78V10H77ZM130 11H131V6H130ZM137 11H138V10H137ZM140 11H141V9H140ZM149 11H150V10H149ZM149 11H147V12H149ZM153 11H155V10H153ZM181 11H182V9H181ZM181 11H180V12H181ZM201 11H202V10H201ZM222 11H223V10H221V12H222ZM224 11H225V10H224ZM18 12H17V13H18ZM21 12H22V11H21ZM81 12H83V11H81ZM114 12H117V11H114ZM126 12H127V11H126ZM126 12H125V14H126ZM131 12H132V11H131ZM138 12H139V11H138ZM142 12H143V11H142ZM157 12H159V11H157ZM157 12H156V13H157ZM170 12H171V11H170ZM182 12H183V11H182ZM184 12H185V11H184ZM206 12H207V10H206ZM229 12H230V11H229ZM229 12H228V13H229ZM9 13H12V12H9ZM37 13H38V11H37ZM37 13H36V14H37ZM97 13H98V12H97ZM110 13H112V12H110ZM122 13H123V11H122ZM150 13H151V12H149V14H148V13L145 14V15H147L146 17H148V15L150 16V15H151ZM161 13H162V12H161ZM173 13H174V12H173ZM185 13H186V12H185ZM187 13H188V12H187ZM202 13H203V12H201V14H202ZM207 13H208V12H207ZM209 13H211V12H209ZM235 13H236V12H235ZM235 13H234V14H235ZM248 13H250V12H248ZM7 14H8V13H7ZM21 14H24V13H21ZM36 14H35V16L37 17L38 14H37V15H36ZM84 14H85V12H84ZM117 14H119V12H117ZM120 14H121V13H120ZM120 14H119V16H120ZM129 14H130V13H129ZM134 14H135V13H134V10H133V14L131 13V15H130L131 18H132V15H134ZM164 14H165V13H164ZM175 14H177V13H175ZM179 14H180V13H179ZM204 14H205V12H204ZM204 14H203V15H204ZM223 14H225V13H223ZM231 14H232V13H231ZM234 14H233V15H234ZM26 15H27V14H26ZM26 15H23V16L25 17ZM30 15H31V14L29 13V16H30ZM32 15H33V14H32ZM45 15L48 16L47 12L45 13ZM85 15H86V14H85ZM110 15H111V14H110ZM123 15H124V13H123ZM123 15H122V17H123ZM136 15H137V14H136ZM168 15H169V14H168ZM206 15H207V14H205V16H206ZM228 15H229V14H228ZM252 15H253V14H252ZM6 16H7V15H6ZM19 16H20V15H19ZM21 16H22V15H21ZM21 16H20V18H18V19H21V18H22ZM33 16H34V15H33ZM39 16H42V14L38 15V17H39ZM106 16H107V15H106ZM126 16H127V15H126ZM126 16H124V17L126 18ZM128 16H129V15H128ZM139 16H140V12H139ZM142 16H144V15L142 14ZM152 16H153V13H152ZM158 16H159V15H158ZM163 16H164V15L162 14L161 17H163ZM166 16H167V15H166ZM169 16H170V15H169ZM175 16H176V15H175ZM175 16H174V18H175ZM179 16H180V15H179ZM207 16H209V14H208ZM218 16H219V15H218ZM223 16H225V15H223ZM223 16H222V17H223ZM229 16H230V15H229ZM234 16H235V15H234ZM234 16H233V18H234ZM246 16H247V15H246ZM249 16H250V15H249ZM0 17H1V14H0ZM3 17H5V15H4ZM30 17H31V16H30ZM30 17H28V18H30ZM36 17H35V18H36ZM48 17H49V16H48ZM48 17L46 18V20L48 19ZM79 17H81V16H79ZM110 17L113 18L112 15H111ZM110 17H109V18H110ZM120 17H121V16H120ZM120 17H119V18H120ZM122 17H121V18H122ZM124 17H123V18H124ZM134 17L136 18V16H134ZM146 17H145L144 19H146ZM150 17H151V16H150ZM150 17H148V19H149ZM236 17H238V16H236ZM236 17H235V18H236ZM251 17H252V16H251ZM251 17H250V18H251ZM16 18H17V17H15V19H16ZM28 18H27V20H28ZM32 18H33V17H32ZM43 18H44V17H43ZM49 18H50V17H49ZM83 18H84V17H83ZM86 18H87V17H86ZM90 18H91V17H89V19H90ZM112 18H111V19H112ZM115 18H118V17L116 16ZM121 18H120V19H121ZM128 18H129V17H128ZM142 18H143V17H141V19H142ZM151 18H152V17H151ZM153 18L155 19V13H154ZM153 18H152V19H153ZM157 18L159 19L158 21H161L159 17H157ZM157 18H156V20H157ZM172 18H173V17H172ZM210 18H211V16H210ZM220 18H221V17H220ZM5 19H6V17L3 19L4 22L6 21ZM8 19L10 20V19H13V18H12V17L10 18V16H9V18L7 17V20H8ZM18 19H16V20H18ZM22 19H23V18H22ZM24 19H26V17H25ZM30 19H31V18H30ZM44 19H45V18H44ZM79 19H80V18H79ZM81 19H82V18H81ZM84 19H85V18H84ZM84 19H82V20H84ZM87 19H88V18H87ZM133 19H134V18H133ZM213 19H214V18H213ZM216 19H217V18H215V20H216ZM223 19H224V18H223ZM229 19L231 20V18H229ZM251 19H252V18H251ZM9 20H8V21H9ZM32 20H33V19H32ZM36 20H37V19H36ZM42 20H43V19H42ZM46 20H43V21L45 22ZM73 20H74V19H73ZM128 20H129V19H128ZM146 20H147V19H146ZM246 20H248V19H246ZM8 21H7V22H8ZM10 21H12V20H10ZM28 21H29V20H28ZM64 21H65V22H64ZM85 21H86V20H85ZM116 21H117V20H116ZM130 21H131V19H130ZM135 21H136V20H135ZM135 21H133V22L135 23ZM143 21H144V20H143ZM153 21H154V20H153ZM164 21H166V20L163 19V22H164ZM168 21H170V20L168 19ZM168 21H167V22H168ZM217 21H219V20H217ZM223 21H225V20H223ZM226 21H227V20H226ZM30 22H31V21H30ZM38 22L41 23L40 21H38ZM82 22H83V21H82ZM88 22L90 23V21H88ZM92 22H93V21H92ZM114 22H115V21H114ZM117 22H118V21H117ZM121 22L124 23L123 21H121ZM131 22H132V21H131ZM138 22H141V21L138 20ZM155 22H156V21H155ZM155 22H154V23H155ZM233 22H235V21H233ZM257 22H258V21H257ZM8 23H9V22H8ZM15 23H17V22H14L13 25H15ZM18 23H19V22H18ZM23 23H24V22H23ZM45 23H46V22H45ZM118 23H119V22H118ZM126 23H127V26L125 25ZM126 23L123 24V25H125L126 27H128V25L131 24L130 22H129V24H128V22H126ZM142 23H143V24H146V23H148V22H146V23H145V22H141V24H142ZM154 23H153V24H154ZM168 23H169V22H168ZM180 23H181V22H180ZM218 23H219V22H218ZM220 23H221V22H220ZM220 23H219V24H220ZM1 24H2V23H1ZM5 24H7V23L5 22ZM26 24H27V23H26ZM26 24H25V25H26ZM81 24H82V23H81ZM115 24H116V23H115ZM137 24H138V23H137ZM141 24H140V25H141ZM143 24H142V25H143ZM157 24H158V22H157ZM164 24L166 25V23H164ZM169 24H170V23H169ZM181 24H182V23H181ZM216 24H217V22H216ZM216 24L213 23L214 26H217ZM227 24H228V23H227ZM231 24L233 25V23H231ZM231 24H230V25H231ZM236 24H237V23H236ZM260 24H261V23H260ZM260 24H259V25H260ZM2 25H3V24H2ZM9 25H12V24H8V26H9ZM13 25H12V26H13ZM19 25H20V24H19ZM23 25H24V24H23ZM25 25H24V26H25ZM95 25H96V24H95ZM140 25L138 24V26H140ZM146 25H147V24H146ZM146 25H145V26H146ZM162 25H163V24H162ZM170 25H171V24H170ZM172 25H173V24H172ZM172 25H171V26H172ZM175 25H176V24H175ZM177 25H179V24H177ZM230 25H229V26H230ZM3 26L5 27V25H3ZM12 26H11V27H12ZM16 26H17V25H16ZM21 26H22V25H21ZM35 26H36V25H35ZM43 26H45V24H44ZM46 26H47V24H46ZM103 26H104V25H103ZM130 26L132 27L133 25L131 24ZM149 26L151 27V25H149ZM159 26H160V28H162L161 25H160V23H159ZM171 26H169V27H171ZM183 26H185V25H183ZM183 26H182V28H183ZM220 26H221V25H220ZM225 26H226V25H225ZM229 26H228V27H229ZM4 27H3V28H4ZM83 27H84V26H83ZM140 27H142V26H140ZM167 27H168V26H167ZM167 27H166L165 29L169 31V29H168ZM172 27H174V26H172ZM231 27H232V26H231ZM259 27H260V26H259ZM262 27H263V26H262ZM262 27H261V29H262ZM1 28H2V26H1ZM1 28H0V29H1ZM3 28H2V29H3ZM5 28H8V27L6 26ZM12 28H13V27H12ZM12 28H8V29H6V31H7V30L10 31V29H12ZM16 28H18V27H16ZM19 28H21V27H19ZM49 28H50V27H49ZM84 28H85V27H84ZM136 28H137V25H136ZM138 28H139V27H138ZM138 28H137V29H138ZM158 28H159V27H158ZM176 28H177V27H176ZM254 28H255V27H254ZM257 28H258V27H257ZM117 29H118V28H117ZM128 29H129V28H128ZM132 29H133V28H132ZM139 29L141 30V28H139ZM139 29H138V30H139ZM142 29H143V27H142ZM165 29H164V30H165ZM180 29H181V28H180ZM184 29H185V28H184ZM225 29H226V28H225ZM263 29H264V28H263ZM13 30H14V28H13ZM15 30H17V29H15ZM19 30H20V29H19ZM21 30H22V29H21ZM27 30H28V28H27ZM49 30H50V29H49ZM61 30H60V31H61ZM134 30H135V27H134ZM138 30H137V31H138ZM144 30H146V28H145ZM144 30H143V31H144ZM156 30H157V29H156ZM156 30H155V31H156ZM189 30H190V29H189ZM189 30H188V31H189ZM252 30H253V29H252ZM6 31H5V33H6ZM17 31H18V30H17ZM80 31H81V30H80ZM80 31H79V33H80ZM132 31H133V30H132ZM143 31H142V33H143ZM152 31H153V30H152ZM155 31H154V32H155ZM191 31H192V30H191ZM262 31H263V30H262ZM12 32H13V31H12ZM20 32H21V31H20ZM20 32H19V34H20L21 36H22V34H26V33H27V32L25 31V29H24L23 32H26V33H22V32H21V33H22V34H21ZM52 32H54V30H53ZM159 32H161V31H159ZM173 32H175V31H172L171 33H173ZM176 32H177V31H176ZM180 32H181V31H180ZM182 32H183V31H182ZM228 32H230V31H228ZM259 32H261V31H259ZM1 33H2V31L0 32V34H1ZM8 33H9V32H7V34H8ZM15 33H16V31H15ZM100 33H101V32H100ZM119 33H120V32H119ZM122 33H123V32H122ZM131 33L133 34L134 32H131ZM144 33H145V32H144ZM149 33H150V32H149ZM157 33H158V31H157ZM169 33H170V31H169ZM183 33H184V32H183ZM183 33H182V34H183ZM185 33H186V32H185ZM262 33H264V32H262ZM9 34H12V33H9ZM80 34H81V33H80ZM80 34H79V35H80ZM103 34H104V33H103ZM103 34H102V35H103ZM145 34H146V33H145ZM176 34H177V33H176ZM176 34H175V36H176ZM191 34H192V32H191ZM204 34H205V33H204ZM259 34H260V33H259ZM28 35H30V34L27 33V36H28ZM52 35H53V34H51V36H50L51 38H52ZM91 35H92V34H91ZM102 35H101V36H102ZM127 35H128V34H126V36H127ZM135 35H137V34L135 33ZM135 35H134V36H135ZM151 35L153 36V32H152ZM156 35H157V34H156ZM156 35H155V36H156ZM164 35H166V34H164ZM164 35H163V36H164ZM167 35L172 36L171 34H167ZM173 35H174V33H173ZM179 35H180V34H179ZM196 35H197V34H196ZM227 35H228V34H227ZM261 35H262V36H261V40H262V38H263V34H261ZM4 36H5V35H4ZM6 36H7V35H6ZM13 36H14V34H13ZM18 36H19V35H18ZM25 36H26V35H25ZM31 36H32V35H31ZM38 36H39V35H38ZM98 36H99V35H98ZM121 36H123V35H121ZM124 36H125V35H124ZM132 36H133V35H131V37H132ZM134 36H133V38H134ZM137 36H139V35H137ZM137 36H136V37H137ZM144 36H145V35H144ZM147 36H148V34H147ZM152 36H150V37H152ZM170 36H169V37H170ZM205 36H206V35H205ZM253 36H254V35H253ZM258 36H259V35H258ZM8 37H10V36L8 35ZM15 37H16V35H15ZM28 37H29V36H28ZM28 37H26L27 39H26V38H25V39H26V40H32V39H30V37H29V38H28ZM80 37H81V36H80ZM88 37H91V36L89 35ZM94 37H95V36H94ZM129 37H130V36H128L127 38H129ZM136 37H135V38H136ZM140 37H141V36H140ZM157 37H158V36H157ZM255 37H256V36H255ZM22 38H23V37H22ZM51 38H50V39H51ZM58 38H59V35H58ZM81 38H82V37H81ZM113 38H114V37H113ZM135 38H134V39H135ZM147 38H148V37H147ZM179 38H180V37H179ZM184 38H185V36H184ZM184 38H183V40H184ZM202 38H204V37H202ZM206 38H207V37H206ZM259 38H260V37H259ZM6 39H7V38H6ZM10 39H11V38H10ZM25 39H21V41L23 40L22 43H23V42H27V41H25ZM89 39H91V38H89ZM92 39H94V38H92ZM98 39H99V37H98ZM104 39H105V38H104ZM136 39H137V38H136ZM141 39H142V38H141ZM149 39H150V38H148V40H149ZM158 39H159V38H158ZM176 39H177V38H176ZM176 39H175V40H176ZM181 39H182V38H181ZM189 39H190V38H189ZM193 39H195V38H193ZM198 39H199V38H198ZM198 39H197V40H198ZM204 39H205V38H204ZM210 39H211V38H210ZM1 40H2V39H1ZM13 40H14V39H13ZM17 40L20 41L19 39H17ZM61 40H62V41H61ZM81 40H82V39H81ZM86 40L89 41L88 38H87ZM99 40H100V39H99ZM151 40H152V42H154V41H153V40H154L153 37H152ZM183 40H182V41H183ZM214 40H215V39H214ZM217 40H218V39H217ZM219 40H220V39H219ZM259 40H260V39H259ZM261 40H260V41H261ZM4 41H5V40H4ZM4 41L2 40V41H0V42L2 43V42H4ZM10 41L12 42V40H10ZM18 41H16V42H18ZM32 41H33V40H32ZM51 41H53V39H52ZM87 41H86V42H87ZM90 41H91V40H90ZM92 41H93V40H92ZM94 41H95V39H94ZM100 41H101V40H100ZM123 41H124V39H123ZM131 41H132V39H131ZM131 41H130V42H131ZM141 41H142V40H141ZM170 41H171V39H170ZM172 41H173V38H172ZM172 41H171V42H172ZM178 41H179V40H178ZM199 41H200V40H199ZM253 41H254V40H253ZM11 42H10V43H11ZM34 42H36V40H34ZM47 42H48V41H47ZM47 42H46V43H47ZM72 42H73V41H72ZM78 42H79V41H78ZM80 42H81V41H80ZM80 42H79V43H80ZM95 42H96V41H95ZM127 42H128V40H127ZM127 42H126V43H127ZM133 42H135V41H132L131 43H133ZM137 42H138V41H137ZM150 42H151V41H150ZM155 42H156V41H155ZM155 42H154V44H156ZM162 42H163V41H162ZM173 42H176V41H173ZM173 42H172V43H173ZM179 42H180V41H179ZM183 42H184V41H183ZM185 42H187V41H185ZM212 42H213V41H212ZM258 42H259V41H258ZM8 43H9V42H8ZM10 43H9V44H10ZM19 43H20V42H19ZM22 43H21V44H22ZM53 43H54V42H53ZM70 43H71V42H70ZM97 43H98V41H97ZM106 43H107V42H106ZM108 43H109V42H108ZM115 43H116V42H115ZM138 43H139V42H138ZM138 43H137V44H138ZM140 43H142V42H140ZM140 43H139V44H140ZM143 43H144V42H143ZM148 43H149V42H147V44H148ZM165 43H166V42H165ZM165 43H164V44L162 43V46L166 45ZM197 43H198V42H197ZM200 43H201V41H200ZM202 43H204V42H202ZM215 43H216V42H215ZM9 44L6 43L5 45L8 46ZM12 44H13V43H12ZM15 44H16V43H15ZM21 44H20V45H21ZM24 44H25V46H26V47H24V48H27V45H30V44L33 45L34 47L36 46V45H34V43H33V44H32V43H24ZM24 44H23V45H24ZM37 44H38V43H37ZM91 44H93V43L91 42ZM91 44H90V45H91ZM111 44H112V43H111ZM118 44H119V42H118ZM128 44H129V43H128ZM151 44H152V43H150V47H149V46H147V47L151 48ZM154 44H153V45H154ZM173 44H174V43H173ZM178 44H179V43H178ZM178 44H177V45H178ZM188 44H189V43H188ZM193 44H194V42H193ZM195 44H196V43H195ZM207 44H208V43H207ZM209 44H210V43H209ZM209 44H208V45H209ZM255 44H256V43H255ZM13 45H14V44H13ZM31 45H30V47H31ZM51 45H53V47H54V44H52V42H51ZM83 45H85V44H83ZM86 45H88V43H86ZM95 45H97V44H95ZM103 45H104V44H103ZM109 45H110V43H109ZM123 45H125V42H124ZM144 45H145V44H144ZM167 45H169L168 47H170V44H167ZM179 45H180V44H179ZM186 45H187V44H186ZM199 45H200V44H199ZM205 45H206V43H205ZM17 46H19V45L17 44ZM17 46H16V48H18ZM33 46H32V47H33ZM92 46H93V45H92ZM97 46H98V45H97ZM113 46H115V45H113ZM117 46H120V47H121V46H122V45H121V42H120V44L117 45ZM172 46H173V45H172ZM184 46H185V45H184ZM191 46H193V47L195 48L194 45L191 44ZM206 46H207V45H206ZM210 46H212V45H210ZM228 46H229V45H228ZM235 46H236V45H235ZM238 46H239V45H238ZM30 47H29V48H30ZM32 47H31V48H32ZM80 47H81V46H80ZM85 47L87 48L88 46H85ZM103 47H104V46H103ZM122 47H123V46H122ZM126 47H127V49L130 48V47H128L127 45H126ZM133 47H134V46H133ZM142 47H143V46H142ZM153 47H154V46H152V48H153ZM164 47H165V46H164ZM166 47H167V46H166ZM168 47H167V48H168ZM173 47H174V46H173ZM188 47H189V45H188ZM203 47H204V46H203ZM203 47H202V48H203ZM213 47H214V46H213ZM215 47H216V49H217V46H215ZM242 47H243V46H242ZM0 48H1V46H0ZM3 48H5V47H3ZM36 48H37V46H36L35 48H32V49H34V51H37ZM42 48H43V47H42ZM94 48H95V47H94ZM94 48L92 47V49H94ZM101 48H102V45H101ZM110 48H111V46H110ZM116 48H117V47H116ZM124 48H125V47H124ZM135 48H136V47H135ZM143 48L146 49L145 46H144ZM162 48H163V47H162ZM167 48H166V49H167ZM176 48H177V47H176ZM176 48L174 47L175 52H176ZM178 48H179V46H178ZM183 48H184V47H183ZM194 48H193V49H194ZM237 48H238V47H237ZM27 49H28V48H27ZM27 49H26V50H27ZM35 49H36V50H35ZM54 49H55V48H54ZM79 49H81V48H79ZM92 49H91V50H92ZM104 49H107V48L104 47V48L102 49L103 52H104ZM111 49H113V47H112ZM117 49H118V48H117ZM121 49H123V48H121ZM121 49H118V50L121 51ZM138 49H139V48H138ZM155 49H156V48H155ZM157 49H158V48H157ZM163 49H164V48H163ZM200 49H201V48H200ZM11 50H12V49H11ZM19 50H20V47H19ZM70 50L72 51V53L70 52ZM77 50H78V49H77ZM113 50H114V49H113ZM125 50H126V48H125ZM128 50H129V49H128ZM132 50H134V49H132ZM139 50H141V45H140V49H139ZM149 50H150V49H149ZM168 50H169V49H168ZM171 50L173 51V49H171ZM187 50H189V49H187ZM205 50H206V49H205ZM221 50H222V48H221ZM221 50H219V51H221ZM223 50H224V48H223ZM223 50H222V51H223ZM234 50H235V49H234ZM241 50H242V49H241ZM249 50H250V49H249ZM2 51H5V53H7V52H8V48H7V52H6V49H4V50H2ZM2 51L0 50V52H2ZM15 51H16V50H15ZM22 51H23V50H22ZM30 51H31V53H33V54H31L32 57H34V53H36V52H32L31 49H30ZM30 51H29L27 54H26L27 51H24L25 54H26L25 56H27V55L30 53ZM38 51H39V50H38ZM100 51H101V50H100ZM115 51H116V50H115ZM129 51H130V50H129ZM134 51H135V50H134ZM147 51H148V50H147ZM165 51H166V50H164V52H165ZM169 51H170V50H169ZM178 51H179V50H178ZM182 51H183V50H182ZM193 51H195V49H194ZM196 51H198V49H197ZM196 51H195V52H196ZM199 51H200V50H199ZM207 51H209V50H207ZM212 51H213V50H212ZM219 51H218V52H219ZM231 51H232V50H231ZM235 51H236V50H235ZM253 51H254V50H253ZM17 52H18V51H17ZM17 52H16V53H17ZM19 52H20V51H19ZM24 52H22V53H24ZM39 52H40V51H39ZM39 52L36 53L35 55L40 54ZM110 52H112V51H110ZM110 52H109V53H110ZM126 52H127V51H126ZM130 52H131V51H130ZM136 52H137V50L135 51V55H137ZM138 52H139V51H138ZM144 52H145V51H144ZM148 52H150V51H148ZM158 52H159V50H158ZM158 52H157V53H158ZM170 52H171V51H170ZM173 52H174V51H173ZM173 52H172V53H173ZM180 52H181V51H180ZM180 52H178L179 55H180ZM184 52H185V50H184ZM187 52H188V51H187ZM202 52H203V51H202ZM224 52H225V51H224ZM237 52H238V51H237ZM11 53H12V52H11ZM11 53H10V54H11ZM14 53H15V52H13L12 54H14ZM49 53H50V52H49ZM49 53H48V56H50ZM74 53H75V52H74ZM107 53H108V52H107ZM114 53H115V52H114ZM121 53H122V51H121ZM132 53H133V52H132ZM153 53H154V52H152L151 54L153 55ZM168 53H169V52H168ZM172 53H169L168 56L171 55ZM182 53H183V52H182ZM182 53H181V54H182ZM193 53H194V52H192V56H193ZM196 53H197V52H196ZM200 53H201V52H200ZM200 53H199V54H200ZM239 53H240V52H239ZM245 53H246V52H245ZM254 53H255V52H254ZM2 54H4V53L2 52ZM43 54H44V53H43ZM43 54H40V55H42V56H43V59H44L46 55H45V54L43 55ZM53 54H55V53H53ZM79 54H80V50H79ZM85 54H87V53H85ZM100 54L102 55L103 53L101 52ZM138 54H139V53H138ZM144 54H145V53H144ZM146 54H147V53H146ZM148 54H149V53H148ZM148 54H147V55H148ZM187 54H188V53H187ZM210 54H211V53H210ZM215 54H216V53H215ZM228 54H229V53H228ZM230 54H231V53H230ZM259 54H260V53H259ZM17 55H18V54H17ZM17 55H16V56H17ZM19 55H20V54H19ZM40 55H39V56H40ZM73 55H75V54H73ZM76 55H77V54H76ZM89 55H90V54H89ZM93 55H94V54H93ZM123 55H124V52H123ZM133 55H134V53H133ZM139 55H140V54H139ZM149 55H150V54H149ZM158 55H159V53H158ZM184 55H185V54H184ZM189 55H190V53H189ZM200 55H201V54H200ZM219 55H220V54H219ZM226 55H227V54H226ZM226 55H225V56H226ZM245 55H246V54H245ZM262 55L264 56V54H262ZM2 56H3V55H2ZM7 56H8V54H7V55L5 54V57H7ZM12 56H13V55H12ZM25 56L23 55V57H25ZM29 56H30V55H29ZM39 56L37 55V56H35V57H39ZM80 56H81V55H80ZM83 56H86V55H83ZM99 56H100V55H99ZM105 56H106V55H105ZM105 56H104V57H105ZM113 56H116V54H113ZM126 56H127V58H128L129 55L126 54ZM130 56H131V55H130ZM164 56H166V52H165ZM168 56H167V57H168ZM175 56H178V54H177V55L175 54ZM181 56H183V55H181ZM196 56H197V55H196ZM201 56H202V55H201ZM201 56H200V57H201ZM210 56H211V55H210ZM242 56H243V55H242ZM5 57H4V59H5ZM14 57H15V56H14ZM46 57H47V56H46ZM51 57H52V56H51ZM51 57H50V58H51ZM57 57H56V58H57ZM76 57H77V56H75V58H76ZM107 57H108V56H107ZM123 57H125V56H123ZM144 57H145V56H144ZM144 57L142 56V58H144ZM150 57H151V55H150ZM153 57H154V56H153ZM153 57H151V58H153ZM155 57H156V56H155ZM157 57H158V56H157ZM178 57L180 58V56H178ZM207 57H208V56H207ZM240 57H241V54H240ZM251 57H252V56H251ZM256 57H257V54H256ZM0 58H1V57H0ZM2 58H3V57H2ZM2 58H1V61H2ZM17 58H18V60H20V59L22 58V55H21V58H20V59H19V57H17ZM47 58H48V57H47ZM52 58H53V57H52ZM52 58H51V59H52ZM67 58H68V59H67ZM75 58H74V59H75ZM77 58H78V57H77ZM85 58H86V57H85ZM85 58H84V59H85ZM91 58H92V57H91ZM91 58H89V60H90ZM100 58L102 59V56H100ZM105 58H106V57H105ZM114 58H116V57H114ZM120 58H121V57H120ZM129 58H131V57H129ZM136 58H139V57H136ZM159 58H160V57H159ZM162 58H163V57H162ZM164 58H165V57H164ZM175 58H176V57H175ZM179 58H178V59H179ZM192 58H193V57H192ZM217 58H218V57H217ZM242 58H243V57H242ZM252 58H253V57H252ZM257 58H258V57H257ZM11 59H12V58L10 57L9 60H11ZM25 59H26V58H25ZM35 59H36V58H35ZM39 59H41V62H42V57H41V58L39 57ZM62 59H61V60H62ZM86 59H87V58H86ZM132 59H133V56H132ZM132 59H131V61H132ZM148 59H149V56H148ZM148 59H147V61H148ZM155 59H157V58H155ZM155 59L153 58V61H154ZM169 59H170V57H169ZM204 59H205V58H204ZM204 59H203V60H204ZM223 59H224V57H223ZM236 59H237V58H236ZM6 60H7V59H5V62H6ZM9 60H8V61H9ZM13 60H14V59H13ZM15 60H17V59H15ZM21 60H22V59H21ZM21 60H20V61H17V62H21ZM27 60H28V59H26V61H27ZM44 60H46V58H45ZM47 60H48V59H47ZM53 60H54V59H53ZM61 60H60V61H61ZM79 60H80V59H79ZM81 60H83V58H82ZM81 60H80V63L82 62ZM93 60H94V62H95V60H97V58H96V59H93ZM93 60L91 59V61H93ZM102 60H103V59H102ZM105 60H106V59H105ZM109 60H110V58H109ZM113 60H114V59H113ZM137 60H138V59H137ZM140 60H141V59H140ZM144 60H145V59H144ZM165 60H166V59H165ZM171 60H172V59H171ZM192 60H193V59H192ZM194 60H195V58H194ZM200 60H202V59H200ZM203 60H202V61H203ZM207 60H208V59H207ZM214 60H215V59H214ZM225 60H226V59H225ZM225 60H224V62H226ZM257 60H258V59H257ZM36 61H37V59H36ZM51 61H52V60H51ZM54 61H55V60H54ZM54 61H52V62H54ZM58 61H59V60H58ZM60 61H59L58 63H60ZM69 61H71V60H69ZM77 61H78V60H77ZM77 61H76L75 63H78V62H79V61H78V62H77ZM83 61H85V60H83ZM106 61H107V60H106ZM120 61H121V60H120ZM147 61L145 60V62L148 64V62H149L150 60H149L148 62H147ZM151 61H152V59H151ZM188 61H189V60H188ZM197 61H198V60H197ZM209 61H210V60H209ZM219 61H220V60H219ZM5 62H4V60H3V62H1V63H5ZM38 62H39V60H38ZM38 62H37V63H38ZM52 62H51V63H52ZM55 62H56V61H55ZM55 62H54V63H55ZM63 62H64V61H63ZM63 62H61L60 65H61ZM65 62H66V61H65ZM71 62H72V61H71ZM71 62H69V63H71ZM73 62H74V61H73ZM85 62L88 63L87 60H86ZM94 62H93V63H94ZM97 62H99V61H97ZM101 62L104 63V60L101 61ZM101 62H99V64H100ZM111 62H112V61H111ZM111 62H109V63H111ZM116 62H118L117 59H116ZM129 62H130V61H127V64H128ZM132 62L134 63V61H132ZM138 62H139V61H137V63L135 62V65H136V64L138 65ZM156 62H157V60H156ZM164 62H165V61H164ZM164 62H163V63H164ZM168 62H170V61H168ZM176 62H178V61H176ZM182 62H183V61H182ZM192 62H193V61H192ZM203 62L205 63V61H203ZM260 62H261V61H260ZM11 63H14V61L12 62V60H11ZM21 63H22V62H21ZM26 63H27V62H26ZM37 63H36V64H37ZM44 63H45V61H44ZM49 63H50V61L48 62V64H49ZM58 63H56L55 65L57 66ZM103 63H102V64H103ZM123 63H126V62H123ZM140 63H141V61H140ZM153 63H154V62H153ZM183 63H184V62H183ZM204 63H203V64H204ZM257 63H258V62H257ZM5 64H6V63H5ZM7 64H9V63L7 62ZM17 64H19V63H17ZM23 64H24V63H23ZM29 64H30V63H27V65H29ZM42 64H43V63H42ZM46 64H47V61H46ZM46 64H45V65H46ZM73 64H74V63H73ZM78 64H79V63H78ZM84 64H85V63H84ZM114 64H115V62H113V64H111V65H114ZM117 64H119V63H117ZM127 64H126V66H127ZM130 64L132 65V63H130ZM130 64H129V67H128L129 69H130ZM160 64H162V63H160ZM170 64H172V63L170 62ZM191 64H192V66H194L193 63H191ZM198 64H199V63H197V67H198ZM207 64H208V63H207ZM211 64H212V63H211ZM219 64H220V63H219ZM221 64H222V63H221ZM223 64H224V63H223ZM228 64H229V63H228ZM9 65L12 66V67L14 66V65H11V64H9ZM15 65H16V64H15ZM45 65H44V66H45ZM60 65H58V66H60ZM74 65H75V64H74ZM86 65H87V64H86ZM86 65H85V67H86ZM96 65H97V64H96ZM96 65H95V66H96ZM103 65H104V64H103ZM115 65H116V64H115ZM115 65H114V66H115ZM133 65H134V64H133ZM153 65H154V64H153ZM157 65H158V64H157ZM168 65H169V64H168ZM175 65H176V64H175ZM175 65H172V66L174 67ZM185 65H186V64H185ZM195 65H196V64H195ZM230 65H231V64H230ZM7 66H8V65H7ZM36 66H37V65H36ZM49 66H50V65H49ZM51 66H52V65H51ZM51 66H50V67H51ZM56 66H54L55 68H52L53 66L51 67V68L53 69L52 71L56 72V71L54 70V69L57 68ZM69 66H70V65L68 64V69H69ZM76 66H77V64H76ZM100 66H102V65L100 64ZM104 66H105V65H104ZM104 66H102V67H100V68H103ZM116 66H121V65H116ZM139 66H140V65H139ZM141 66H142V65H141ZM147 66H150V69H152L151 65L148 64ZM155 66H156V65H154V67H155ZM158 66H159V65H158ZM176 66H177V65H176ZM176 66H175V67H176ZM22 67H23V68H26V66L24 67V66L22 65V66H21L20 68H18V69L20 70ZM34 67H35V66H34ZM34 67H32L31 69H33ZM39 67L41 68L42 66H39ZM39 67H37V68H38V71L35 69L37 72L40 71V68H39ZM71 67H72V66H71ZM79 67H80V66H79ZM79 67H78V68H79ZM83 67H84V66H83ZM87 67H88V66H87ZM91 67H92V66H91ZM93 67H94V65H93ZM105 67H109V66H105ZM131 67H132V66H131ZM134 67H135V66H134ZM143 67H144V66H143ZM159 67H160V66H159ZM159 67H155V68H159ZM162 67H163V66H161V68H159V69H162ZM164 67H165V72H169V71H168L169 66L166 68V65L164 64ZM170 67H171V65H170ZM175 67H174V68H175ZM199 67H200V66H199ZM210 67H211V66H210ZM225 67H226V65H225ZM230 67H231V66H230ZM236 67H237V66H236ZM263 67H264V66H263ZM3 68H4V67H3ZM3 68H2V67L0 68L1 71H2ZM8 68H9V67H8ZM13 68H15V70L17 69V67H15V66H14ZM43 68L45 69L46 66L43 67ZM47 68H49V67L47 66ZM60 68H61V67H60ZM63 68H64V67H63ZM95 68H96V67H95ZM110 68H112V67H110ZM139 68H140V67H139ZM146 68H147V67H146ZM155 68H154V70H156ZM174 68H173V70L169 68L170 70H172V73H173V74H174V72H175ZM176 68H177V67H176ZM182 68H183V66H182ZM190 68H193V67H190ZM260 68H261V67H260ZM9 69H10V68H9ZM11 69H12V68H11ZM18 69H17V70H18ZM49 69H50V68H49ZM61 69H62V68H61ZM68 69H66V70H68ZM75 69H76V68H75ZM79 69H80V68H79ZM85 69H87V68H85ZM88 69H89V68H88ZM134 69H135V68H134ZM137 69H138V67H137ZM163 69H164V68H163ZM166 69H167V71H166ZM205 69H206V68H205ZM222 69H223V68H222ZM225 69H226V68H225ZM230 69H231V68H230ZM6 70H8V69H6ZM15 70H14V71H15ZM17 70L15 71L16 74H17ZM25 70H26V69H25ZM28 70H29V69H28ZM50 70H51V69H50ZM56 70H58V69H56ZM66 70H65V71H66ZM71 70H73V69H71ZM71 70H69L70 73L72 72ZM98 70H100L99 67H98ZM103 70H104V68H103ZM116 70H117V69H116ZM120 70H121V67H120L119 71H120ZM143 70H144V69H143ZM147 70H148V68H147ZM147 70H146V71H147ZM178 70H179V69H178ZM183 70H184V72H185V71H186V68H184ZM192 70H193V69H192ZM192 70H191V71H192ZM199 70H200V69H199ZM209 70H210V69H209ZM218 70H219V68H218ZM248 70H250V69H248ZM248 70H247V71H248ZM259 70H260V69H259ZM1 71H0V72H1ZM9 71H10V70H8V72H7L6 74H9V75H8V78H9V77L11 78L12 74H10ZM12 71H13V69H12L10 72L13 73L14 71H13V72H12ZM26 71H27V70H26ZM36 71H35V72H36ZM41 71H42V69H41ZM52 71H51V72H52ZM59 71H60V70H59ZM69 71H68V73H69ZM86 71H87V70H86ZM108 71H109V70H108ZM111 71H112V70H111ZM111 71H109V72H111ZM113 71H114V70H113ZM113 71H112V72H113ZM139 71H140V69H139ZM141 71H142V70H141ZM141 71H140V72H141ZM151 71H152V70H151ZM151 71L149 70V72H151ZM173 71H174V72H173ZM187 71H188V69H187ZM191 71H190V72H191ZM196 71H197V70H195V72H196ZM211 71H212V70H211ZM237 71H238V70H237ZM240 71H241V70H240ZM244 71H245V70H244ZM262 71H263V70H262ZM262 71H261V72H262ZM23 72H24V69H23ZM32 72L34 73L33 70H32ZM32 72H31V73H32ZM37 72L34 73V74H36V76L39 75L38 78H40V73H41V72H40L39 74H38ZM43 72H44V70H43ZM51 72H49V70H48V73L51 74V75H53ZM54 72H53V73H54ZM61 72H62V73H65V72H63V71H60V72H59V75H62V74H60ZM75 72H76V70H75ZM81 72H82V73H81ZM87 72H88V71H87ZM104 72H106V71H104ZM121 72H122V71H121ZM134 72H135V71H134ZM149 72H148V73H149ZM156 72H157V70H156ZM158 72H160V70H159ZM163 72H164V70H163ZM170 72H171V71H170ZM193 72H194V71H193ZM203 72H204V71H203ZM222 72H223V71H222ZM226 72H227V71H226ZM226 72H225L224 74H226ZM2 73H3V72H2ZM2 73H1V76H2ZM20 73H21V72L19 71V74H20ZM27 73H28V71H27ZM33 73H32V76H31V74H30V76H29V74H28V76L30 77V78H28V79H31L32 77H35V75L33 76ZM44 73H45V72H44ZM46 73H47V72H46ZM80 73H81L83 76L86 75V73H85V74L83 73V70H82V71L80 70ZM93 73H94V72H93ZM115 73H116V72H115ZM148 73H147V74H148ZM161 73H162V72H161ZM176 73L179 74V73H181V72H180V70H179V72L176 71ZM185 73H186V72H185ZM198 73H199V72H198ZM198 73L196 72V74H198ZM201 73H202V72H201ZM227 73H228V72H227ZM233 73H234V72H232V74H233ZM248 73H249V72H247V74H248ZM257 73H258V71H257ZM259 73H260V72H259ZM19 74H18V75H19ZM49 74H47V75H49ZM57 74H58V71H57ZM66 74H67V73H66ZM72 74H74V73L72 72L71 75H72ZM75 74H76V76H77V73H75ZM89 74H90V73H89ZM100 74H101V73H100ZM105 74H106V73H105ZM116 74H117V73H116ZM119 74L121 75V73H119ZM119 74H117V75H119ZM131 74H132V73H131ZM136 74H137V73H136ZM143 74L145 75V73H143ZM151 74H153V73H150V74H148V75H150V77H151V76H152ZM162 74H163V73H162ZM164 74L167 75L166 73H164ZM182 74H183V72H182ZM186 74H187V76L189 75V73H186ZM186 74H185V75H186ZM196 74H195V75H196ZM202 74H203V73H202ZM202 74H201V76H203ZM218 74H219V73H218ZM224 74H222V75H224ZM230 74H231V71H230ZM234 74H235V73H234ZM18 75H17V76H18ZM41 75H42V74H41ZM55 75H56V73H55ZM78 75H79V74H78ZM97 75H98V74H97ZM120 75H119V77H120ZM123 75H124V74H123ZM125 75H126V74H125ZM125 75H124V77H125ZM129 75H130V73H129ZM133 75H135V74H133ZM133 75H132V76H133ZM144 75H143V76H144ZM153 75H154V77H155V75H157V74L154 73ZM159 75H160V74H159ZM159 75H157V77H159ZM171 75H172V74H171ZM179 75H180V74H179ZM191 75H192V74H191ZM219 75H220V74H219ZM1 76H0V77H1ZM4 76H5V75H3V78H6L7 75H6L5 77H4ZM13 76H14V75H13ZM53 76H54V75H53ZM66 76H67V75H66ZM72 76L74 77V75H72ZM83 76H82V77H83ZM91 76L93 77V74H92ZM94 76H95V75H94ZM102 76H103V75H102ZM130 76H131V75H130ZM137 76H138V74H137ZM139 76H140V74H139ZM193 76H194V75H193ZM193 76H192V78H193ZM220 76H221V75H220ZM225 76H226V75H225ZM235 76H237V75H235ZM246 76H248V75H246ZM41 77H42V76H41ZM48 77H49V76H48ZM56 77H58V76L56 75ZM61 77H65V75H63V76H61ZM73 77L70 79V83H71V84H74V82H76V80H75ZM78 77H79V76H78ZM82 77H80V78H82ZM103 77H104V76H103ZM110 77H111V76H110ZM115 77H117V76H115ZM133 77L135 78L136 75L133 76ZM140 77H141V76H140ZM146 77H149V76H146ZM150 77H149V78H150ZM157 77H156V79H157ZM177 77H178V76H177ZM180 77L183 78L182 75H181ZM180 77H179V78H180ZM223 77H224V76H223ZM240 77H241V76H240ZM10 78H9V79H10ZM14 78H16V77H14ZM18 78H19V77H18ZM21 78H22V77H21ZM38 78H37V80H38ZM45 78H46V76H45ZM67 78H68V77H67ZM67 78H66V79H67ZM75 78H76V77H75ZM83 78H84V77H83ZM106 78H108V76H107ZM111 78H113V77H111ZM166 78H167V77H166ZM173 78H175L174 75H173ZM1 79H2V78H1ZM12 79H13V78H12ZM32 79H33V78H32ZM32 79H31V80H32ZM46 79H47V78H46ZM46 79H45V81H46ZM49 79H50V78H49ZM52 79H53V78H52ZM56 79H57V78H56ZM121 79H123V78H121ZM135 79H136V78H135ZM147 79H148V78H147ZM158 79H159V78H158ZM160 79H161V77H160ZM180 79H181V78H180ZM186 79H187V78L184 77L183 80H186ZM195 79H197V77H196ZM210 79H211V78H210ZM233 79H234V78H233ZM236 79H237V78H236ZM242 79H243V78H242ZM245 79H246V78H245ZM245 79H244V80H245ZM256 79H257V78H256ZM259 79H260V78H259ZM263 79H264V78H263ZM263 79H262V80H263ZM4 80H6V79H4ZM10 80H11V79H10ZM31 80H29V81H31ZM37 80H36V82H37ZM54 80H55V77H54ZM54 80H53V81H54ZM58 80H59V78H58ZM58 80H57V81H58ZM61 80L63 81V79H61ZM89 80H90V79H89ZM89 80H88V81H89ZM98 80H99V79H98ZM98 80H97V81H98ZM102 80H103V79H102ZM102 80H101V82H102ZM113 80H114V78H113ZM116 80H117V79H116ZM123 80H124V79H123ZM136 80H137V79H136ZM140 80H141V79H139V82H140ZM162 80H163V79H162ZM164 80H165V79H164ZM168 80H169V79H168ZM168 80H167V82H168ZM188 80H189V77H188ZM192 80H193V79H192ZM202 80H203V79H202ZM205 80H207V79H205ZM212 80H213V79H212ZM223 80H224V79H223ZM238 80H239V79H238ZM0 81H1V80H0ZM2 81H3V80H2ZM2 81H1V82H2ZM15 81H17V79H16ZM15 81H14V82H15ZM39 81H40V83H41V80H39ZM39 81H38V82H39ZM45 81H44V82H45ZM50 81H51V80H50ZM57 81H56V82H57ZM64 81H66V80H64ZM79 81H80V80H79ZM81 81H82V80H81ZM90 81H92V80H90ZM93 81H94V80H93ZM106 81H107V80H106ZM106 81H105V82H106ZM111 81H112V80H110V82H111ZM118 81H119V80H118ZM118 81H117V82H118ZM128 81H129V80H128ZM134 81H135V80H134ZM142 81H143V83H144V80H142ZM147 81H148V80H147ZM194 81H195V80H194ZM208 81H209V79H208ZM220 81H221V80H220ZM224 81H225V80H224ZM224 81H223V82H224ZM240 81H241V79H240ZM1 82H0V84H2ZM4 82H5V81H3V83H4ZM14 82H13V84H15ZM59 82H60V81H59ZM59 82H57V83H58V84H61V82H60V83H59ZM105 82H104V83H105ZM115 82H116V81H115ZM115 82H114V83H115ZM124 82H125V81H124ZM131 82H132V81H131ZM154 82H155V81H154ZM162 82H163V81H162ZM172 82H173V80H172ZM174 82H175V81H174ZM196 82H201V81H196ZM196 82H195V83H196ZM206 82H207V81H206ZM242 82H243V81H242ZM244 82H245V81H244ZM247 82H248V81H247ZM5 83H6V82H5ZM5 83H4V84H5ZM11 83H12V81H10V85H11ZM19 83H20V81H19ZM31 83H32V82H31ZM31 83H30V84H31ZM33 83H34V81H33ZM33 83H32L31 85H33V86L35 85V86H36V84H33ZM51 83H52V82H51ZM57 83H55V84H57ZM64 83H65V82H64ZM79 83H80V82H79ZM114 83H113V84H114ZM119 83H120V81H119ZM121 83H122V82H121ZM126 83H127V82H126ZM126 83H125V85H124V84H121V85H122V89H123L124 87L126 88ZM132 83H134V82H132ZM168 83H169V82H168ZM175 83H176V82H175ZM190 83H192V85L194 84L193 82H190ZM210 83L213 84L214 81H213V83H212V81H210ZM216 83H217V81H216ZM216 83H215V84H216ZM249 83H250V82H249ZM251 83H252V82H251ZM8 84H9V83H8ZM62 84H63V82H62ZM62 84H61V85H62ZM77 84H78V83H77ZM82 84H83V83H82ZM97 84H98V83H97ZM107 84H108V83H107ZM116 84H117V83H116ZM144 84H145V83H144ZM156 84L158 85V82H156ZM170 84H171V83H170ZM181 84H182V83H181ZM188 84H189V82H188ZM201 84H202V83H201ZM201 84H200V87L202 86ZM205 84H207V83H205ZM205 84H204V86H205ZM211 84H210V85H211ZM229 84H230V83H229ZM229 84H228V85H229ZM232 84H233V83H232ZM254 84H255V83H254ZM263 84H264V83H263ZM21 85H22V84L20 83V86H21ZM37 85H39V84L37 83ZM64 85H69V84H64ZM64 85H62V86H64ZM75 85H76V84H75ZM78 85H80V84H78ZM78 85H77V86H78ZM89 85H91V83H89ZM94 85H95V83H94ZM94 85H93V83H92V86H90V87L93 88ZM111 85H112V84H110V86H111ZM114 85H115V84H114ZM114 85H113V86H114ZM121 85H120V86H121ZM128 85H129V83L127 84V86H128ZM132 85H133V84H132ZM154 85H155V84H154ZM176 85H177V84H176ZM183 85H184V84H183ZM195 85H196V84H195ZM198 85H199V83H198ZM198 85H197V86H198ZM224 85H225V84H224ZM249 85H250V84H249ZM255 85H256V84H255ZM260 85H261V84H260ZM20 86H17V85H16V88H17V87L20 88ZM33 86H32V87H33ZM35 86H34V87H35ZM44 86H45V85H43V87H44ZM82 86H83V85H82ZM98 86H100V84H98ZM108 86H109V85H108ZM113 86H112V87H113ZM123 86H124V87H123ZM129 86H131V85H129ZM129 86H128V87H129ZM138 86H139V84H138ZM142 86H143V85H142ZM151 86H152V85H150V87H151ZM161 86H162V85H161ZM181 86H182V85H181ZM207 86H208V84H207ZM213 86H214V85H213ZM220 86H221V85H220ZM245 86H246V85H245ZM7 87H9V86H7ZM7 87L5 86V88H7ZM10 87H11V86H10ZM34 87H33V88H34ZM38 87H39V86H38ZM56 87H58V86H56ZM60 87H61V86H60ZM60 87L57 88V90L60 89ZM70 87H71V86H70ZM70 87H66V89H68V88H70ZM73 87H75V86H73ZM80 87H81V86H80ZM90 87H89V88H90ZM96 87H97V86H96ZM159 87H160V86H158V88H159ZM162 87H163V86H162ZM175 87H176V86H175ZM224 87H225V86H224ZM247 87H248V86H247ZM2 88H4V86H3ZM35 88H37V87H35ZM50 88H51V87H50ZM61 88H63V87H61ZM75 88H76V87H75ZM84 88H85V87H83V89H84ZM89 88H88V90H89ZM109 88H110V87H109ZM116 88H117V87H115V88H113V89H116ZM142 88H143V87H142ZM146 88H147V86H146ZM165 88H166V87H165ZM167 88H168V87H167ZM192 88H193V87H192ZM196 88H198V87H196ZM0 89H1V87H0ZM38 89H39V88H37V90H38ZM42 89H43V88H42ZM44 89H45V88H44ZM46 89H47V88H46ZM63 89H64V88H63ZM110 89H112V88H110ZM119 89H121V88H119ZM119 89H118V90H119ZM127 89H128V88H127ZM127 89H126V90H127ZM133 89H134V91H137V90H135V89H137V88L133 87ZM133 89H130V90L128 89V90L131 92V90H133ZM152 89H153V88H152ZM154 89H155V88H154ZM154 89H153V90H154ZM173 89H175V88H174V87H173L172 89H169V88H168V90H167V89H166V90H167L168 92H170V91L173 90ZM177 89H178V88H177ZM177 89H176V90H177ZM193 89H194V88H193ZM199 89H200V88H199ZM199 89H198V90H199ZM202 89H203V87H201L200 90H202ZM232 89H233V88H232ZM236 89H237V87H236ZM250 89H251V88H250ZM2 90H4V89H2ZM2 90H1V91H2ZM9 90L11 91L12 89H9ZM27 90H28V89H27ZM27 90H26V91H27ZM35 90H36V89H35ZM37 90H36V91H37ZM50 90H51V89H50ZM60 90H62V89H60ZM68 90H69V89H68ZM68 90H67V91H68ZM74 90H75V89H74ZM80 90H81V89H80ZM84 90H85V89H84ZM98 90H99V89H98ZM139 90H140V88H139ZM141 90H142V89H141ZM159 90H160V89H159ZM159 90H158V92L161 91V90H160V91H159ZM166 90H165V91H166ZM169 90H170V91H169ZM203 90H205V89H203ZM203 90H202V91H203ZM206 90H207V88H206ZM219 90H220V89H219ZM228 90H229V88H228ZM239 90H240V89H239ZM241 90H242V89H241ZM24 91H25V89H24ZM42 91H43V90H42ZM81 91H83V90H81ZM112 91H113V90H112ZM116 91H117V89H116ZM134 91H133V93H134ZM156 91H157V89H156ZM165 91H164V92H165ZM174 91H175V90H174ZM177 91H178V90H177ZM179 91L181 92V90H179ZM196 91H197V90H196ZM210 91H211V90H210ZM210 91H209L208 94H210ZM230 91H231V90H230ZM234 91H235V90H234ZM4 92H6V91L4 90ZM7 92H8V90H7ZM13 92H15V91H13ZM18 92H19V91H18ZM37 92H38V91H37ZM61 92H62V91H61ZM64 92H66V91L64 90ZM68 92H70V91H68ZM72 92H75V91L72 90ZM77 92L81 93L80 91H77ZM77 92H76V93H77ZM90 92H91V91H90ZM90 92H89V93H90ZM118 92H119V91H118ZM122 92H123V91H122ZM144 92H145V91H144ZM164 92L161 91L160 94H164ZM171 92H172V91H171ZM206 92H207V91H206ZM206 92H205V93H206ZM213 92H214V91H213ZM216 92H217V90H216ZM219 92H220V91H219ZM228 92H229V91H228ZM237 92H238V91H237ZM237 92H236V93H237ZM239 92H240V91H239ZM241 92H242V91H241ZM249 92H250V91H249ZM0 93H1V92H0ZM11 93H12V92H11ZM35 93H36V92H35ZM35 93H34V94H35ZM39 93L41 94L40 91H39ZM56 93H58V92L56 91ZM62 93H63V92H62ZM70 93H71V92H70ZM70 93H69V94H70ZM112 93L115 94L114 91H113ZM116 93H117V92H116ZM120 93H121V92H120ZM120 93H119V94H120ZM123 93H124V92H123ZM126 93H129V92H125V95H124V96L126 97V99H127V95H126ZM165 93H166V92H165ZM183 93H184V92H183ZM197 93H198V91H197ZM260 93H261V91H260ZM31 94H32V93H31ZM44 94H45V93H44ZM51 94H52V92H51ZM72 94H74V93H72ZM91 94H92V93H91ZM134 94H135V93H134ZM140 94H141V91H140ZM142 94H143V96L145 95L143 92H142ZM149 94H150V93H149ZM155 94H156V93H155ZM174 94H175V93H174ZM187 94H188V93H187ZM206 94H207V93H206ZM215 94H216V93H215ZM215 94H214V95H215ZM234 94H235V93H234ZM242 94H243V93H242ZM242 94H241V95H242ZM261 94H262V93H261ZM32 95H33V94H32ZM36 95H38V94H36ZM52 95H53V94H52ZM54 95H55V94H54ZM54 95H53V96H54ZM57 95H59V93H58ZM61 95H62V94H61ZM65 95H66V94H65ZM87 95H88V93H87ZM122 95H123V94H122ZM131 95H132V94L130 93L129 96H131ZM136 95H138V93H137ZM169 95H170V94H169ZM169 95H168V96H169ZM191 95H192V94H191ZM211 95H212V94H211ZM211 95H210V97H211ZM225 95H226V94H225ZM236 95H237V94H236ZM0 96H1V95H0ZM4 96H6V95H4ZM33 96H34V95H33ZM73 96H75V95H73ZM88 96H89V95H88ZM115 96H116V95H115ZM115 96H113L114 99H116ZM117 96H119L118 93H117ZM138 96H139V95H138ZM141 96H142V95H141ZM162 96H163V95H162ZM166 96H167V95H166ZM166 96H165V97H166ZM171 96H172V95H171ZM171 96H170V98H171ZM179 96H180V95H179ZM237 96H238V95H237ZM6 97H7V96H6ZM8 97H9V96H8ZM21 97H22V94H21ZM38 97H39V96H38ZM54 97H55V96H54ZM80 97H81V96H79V98H80ZM82 97H83V96H82ZM91 97H92V96H91ZM108 97L110 98V96H108ZM133 97H134V96H133ZM165 97H164V98H165ZM180 97H181V96H180ZM228 97H229V96H228ZM238 97H239V96H238ZM1 98L3 99V97H1ZM10 98H11V96H10ZM18 98H20V97H18ZM41 98L43 99L42 94H41ZM83 98H85V96H84ZM92 98H93V97H92ZM92 98H91V99H92ZM117 98H118V97H117ZM119 98H120V97H119ZM121 98L123 99L122 96H121ZM135 98H136V97H135ZM137 98H138V97H137ZM144 98H145V97H144ZM177 98H178V96H177ZM215 98H216V99H217V98L220 99V96H217V94H216V97H215ZM225 98H226V97H225ZM231 98H233V97H231ZM242 98H243V97H242ZM13 99H14V98H13ZM27 99H28V98H27ZM30 99H32V97H30ZM34 99H36V98H34ZM39 99H40V97H39ZM50 99H51V98H50ZM85 99H86V98H85ZM112 99H113V98H112ZM129 99H130V98H129ZM129 99H128V100H129ZM132 99H133V98H132ZM132 99H131V101H132ZM148 99H149V98H148ZM152 99H153V97H152ZM174 99H175V97H174ZM185 99H186V97H185ZM209 99H211V98H209ZM226 99H227V98H226ZM229 99H230V97H229ZM233 99H234V98H233ZM263 99H264V98H263ZM5 100H6V98H5ZM54 100H55V98H54ZM93 100H94V99H93ZM123 100H125V99H123ZM128 100H126V101L128 102ZM139 100H140V99H139ZM154 100H155V101H158V100H159V95H158V100H156V99H154ZM170 100H171V99H170ZM170 100H169L168 103H170ZM176 100H177V99H176ZM207 100H208V98H207ZM207 100H206V101H207ZM213 100H214V97H213ZM8 101H9V99H7V103H8ZM34 101H35V100H34ZM44 101H45V100H43V102H44ZM114 101H115V100H113V102H114ZM118 101H120V99H118ZM126 101H125V102H126ZM133 101H135V100L133 99ZM136 101H137V99H136ZM136 101H135V102H136ZM142 101H143V100H142ZM166 101H167V99H166ZM172 101H174V100H172ZM177 101H179V100H177ZM186 101H187V100H186ZM203 101H204V100H203ZM206 101H205V102H206ZM227 101H228V99H227ZM257 101H258V100H257ZM1 102H6V101L2 100ZM11 102H12V100H11ZM40 102H41V101H40ZM51 102H52V101H51ZM74 102H75V101H74ZM87 102H88V101H87ZM90 102H91V101H89V103H90ZM96 102H97V101H96ZM122 102H124V101H122ZM129 102H130V100H129ZM135 102H134V103H135ZM149 102H150V101H149ZM181 102H182V101H181ZM181 102H180V103H181ZM210 102H211V101H210ZM214 102H215V101H214ZM216 102H217V100H216ZM223 102H224V101H223ZM225 102H226V101H225ZM244 102H245V101H244ZM7 103H6V104H7ZM13 103H14V102H13ZM28 103H29V101H28ZM45 103H47V102H45ZM55 103H57L56 100H55ZM55 103H54V104L52 103L51 106L55 105ZM75 103H76V102H75ZM85 103H86V102H85ZM91 103H92V102H91ZM131 103H132V102H131ZM136 103H137V102H136ZM139 103H140V102H139ZM147 103H148V102H147ZM155 103H156V102H155ZM166 103H167V102H166ZM166 103H165V104H166ZM172 103H173V102H172ZM184 103H186V102H184ZM184 103H183V105H184ZM208 103H209V102H208ZM212 103H213V101H212ZM249 103H250V102H249ZM22 104H23V103H22ZM34 104H35V103H33L32 105H34ZM97 104H98V103H97ZM121 104H122V103H121ZM123 104H124V103H123ZM142 104H143V102H142ZM156 104H157V103H156ZM159 104H160V103H159ZM178 104H179V103H178ZM178 104H177V105H178ZM204 104H206V103H204ZM210 104H211V103H210ZM215 104H217V103H215ZM218 104H219V102H218ZM222 104L224 105V103H222ZM226 104H227V103H226ZM231 104H232V103H231ZM246 104H247V103H246ZM9 105H10V104H9ZM37 105H38V104H37ZM42 105H43V104H42ZM44 105H45V104H44ZM44 105H43V106H44ZM47 105H48V103H47ZM90 105H91V104H90ZM90 105H89V106H90ZM128 105H129V104H128ZM144 105H145V104H144ZM168 105H169V104H168ZM168 105L166 106L167 108H168ZM170 105H171V104H170ZM200 105L203 106L201 103L199 104V106H200ZM207 105H209V104H207ZM207 105H206V107L204 106L205 109L208 108ZM219 105H220V104H219ZM228 105H229V104H228ZM3 106H4V108H5L6 105H4V103H3ZM12 106H13V104H12ZM30 106H31V105H30ZM38 106H39V105H38ZM43 106H42V107H43ZM45 106H46V105H45ZM51 106H50V108H51ZM94 106H95V105H94ZM111 106H112V105H111ZM113 106L115 107V105H113ZM131 106H132V105H131ZM162 106H164V104H163ZM179 106H181V105H179ZM214 106H215V105H214ZM231 106H233V104H232ZM245 106H246V105H245ZM245 106H244V108H245ZM6 107H7V106H6ZM10 107H11V106H9V107H7V108H10ZM14 107H15V106H14ZM14 107H13V108H14ZM27 107H28V106H27ZM46 107H47V106H46ZM91 107H93V103H92V106H91ZM97 107L99 108V105H98ZM97 107H94V108H92L91 110L96 109ZM116 107H117V106H116ZM126 107H127V106H126ZM129 107H130V106H129ZM157 107H158V106H157ZM174 107H175V106H174ZM193 107H194V106H193ZM211 107L213 108V106H211ZM211 107H210V108H211ZM219 107H220V106H219ZM224 107L226 108V105H224ZM228 107H230V105H229ZM236 107H237V106H236ZM0 108H1V107H0ZM24 108H25V107H24ZM35 108H36V107H35ZM43 108H44V107H43ZM47 108H48V107H47ZM52 108H53V107H52ZM54 108L56 109V106H55ZM89 108H90V107H89ZM89 108H88V109H89ZM102 108H104V107H102ZM117 108H118V107H117ZM117 108H115V109L117 110ZM123 108H124V107H123ZM130 108H131V107H130ZM149 108H150V107H149ZM160 108H162V107L160 106ZM167 108H166V110H167ZM175 108H177V106H176ZM198 108H200V107H198ZM217 108H218V107H217ZM237 108H238V107H237ZM10 109H12V108H10ZM14 109H15V108H14ZM27 109H28V108H27ZM39 109H40V108H39ZM112 109H114V108H112ZM112 109H110V110H112ZM125 109H126V108H125ZM127 109H129V108H127ZM132 109H133V108H131V110H132ZM134 109H135V106H134ZM134 109H133V110H134ZM162 109H163V108H162ZM178 109H179V108H178ZM196 109H197V107H196ZM213 109H214V108H213ZM221 109H223V108L220 107V110H221ZM240 109H241V108H240ZM245 109H246V108H245ZM2 110H3V109H2ZM16 110H18V109H15V112H16ZM84 110H85V107H84ZM116 110H114V113L116 112ZM119 110H120V109H118V111H119ZM149 110H150V109H149ZM164 110H165V109H164ZM201 110H203V109H201ZM223 110H224V109H223ZM227 110H228V109H227ZM229 110H230V109H229ZM7 111H8V110H7ZM21 111H22V109H21ZM27 111H28V110H27ZM27 111H26V112H27ZM42 111L45 112V110H42ZM85 111H86V110H85ZM85 111H84V112H85ZM93 111H94V110H93ZM93 111H92V112H93ZM95 111H96V112H95ZM95 111H94L93 113H97V109H96ZM99 111H100V110H99ZM105 111H106V110H105ZM118 111H117V113H120V112H118ZM136 111L138 112V110H136ZM197 111H198V110H197ZM204 111L206 112V110H204ZM207 111H208V109H207ZM260 111H261V110H260ZM3 112H4V110H3ZM5 112H6V111H5ZM5 112H4V114H6ZM9 112H10V111H9ZM9 112H7V113H9ZM13 112H14V111L12 110V113H13ZM31 112H32V110H31ZM31 112H29V113H31ZM34 112H35V111H34ZM46 112H47V109H46ZM52 112H54L53 109H52ZM102 112H103V110H102ZM112 112H113V111H112ZM126 112H127V110H125L124 114H126ZM144 112H147V111H144ZM149 112H150V111H149ZM158 112H160V111H158ZM161 112H162V110H161ZM199 112L201 113L200 109H199ZM199 112H198V113H199ZM212 112H213V111H212ZM212 112H211V113H212ZM232 112H234V111H232ZM257 112H258V111H257ZM10 113H11V112H10ZM29 113H28V115H29ZM37 113H39V112H37ZM40 113H41V111H40ZM48 113H49V112H48ZM103 113H104V112H103ZM130 113H132V112H130ZM134 113H135V111H134ZM152 113H153V112H152ZM154 113H155V112H154ZM154 113H153V114H154ZM203 113H204V112H202L201 115H203ZM208 113L211 114L209 111H208L206 114H208ZM4 114H2V115L4 116ZM25 114H26V113H25ZM35 114H36V112H35ZM43 114H44V113H43ZM50 114H51V113H50ZM64 114H66V113H64ZM86 114H87V112H86ZM104 114H105V113H104ZM124 114H122V116H123ZM137 114H138V113H137ZM139 114H141V113H139ZM146 114H147V113H145V115H146ZM204 114H205V113H204ZM245 114H246V113H245ZM248 114H249V113H248ZM260 114H262V113H260ZM7 115H8V114H7ZM38 115H39V114H38ZM38 115H37V116H38ZM90 115H92V118H93V114H90ZM90 115H89V117H91ZM102 115H103V114H102ZM106 115H107V113H106ZM108 115H109V114H108ZM128 115H130V114H128ZM134 115H135V114H134ZM161 115H162V114H161ZM237 115H238V114H237ZM10 116H12V114H11ZM15 116H16V114H15ZM20 116H21V115H20ZM20 116H19V117H20ZM22 116H23V115H22ZM29 116L31 117V115H29ZM29 116H28V117H29ZM35 116H36V115H35ZM110 116H111V115H110ZM118 116L120 117V115H118ZM118 116H117V117H118ZM131 116H132V114H131ZM246 116H247V115H246ZM262 116H263V115H262ZM4 117L6 118V116H4ZM12 117H13V116H12ZM12 117L10 118V120L12 119ZM23 117H25V116H23ZM96 117H97V119H99L98 116H96ZM106 117H108V116H104L103 119H105ZM119 117H118V118H119ZM124 117H125V116H124ZM124 117H122V119H123ZM126 117H128L127 114H126ZM132 117H133V116H132ZM199 117H200V116H199ZM208 117H210V115L207 116V120L209 121L210 118L208 119ZM241 117H242V116H241ZM5 118H4V119L2 118V119L5 120V121H7V119H5ZM7 118H8V117H7ZM16 118H17V117H16ZM43 118H44V117H43ZM59 118H60V117H59ZM84 118H85V117H84ZM110 118H111V117H110ZM129 118H130V116H129ZM140 118H141V117H140ZM140 118H139V119H140ZM196 118H197V117H196ZM201 118H202V117H201ZM258 118H259V117H258ZM45 119H47L46 116H45ZM45 119H44V120H45ZM49 119H50V118H49ZM57 119H58V118H57ZM61 119H62V118H61ZM87 119L90 120V118H87ZM124 119H125V118H124ZM193 119H194V118H193ZM205 119H206V117H205ZM259 119H260V118H259ZM0 120H1V119H0ZM15 120H16V119H15ZM20 120H22L21 117H20ZM26 120H27V118H26ZM36 120H37V119H36ZM39 120H40V119H39ZM54 120H55V119H54ZM95 120H96V118H95ZM112 120H113V119H112ZM120 120H121V119H120ZM126 120L130 122L129 119H126ZM137 120H138V119H137ZM203 120H204V117H203ZM207 120H206V121L204 120V123L207 122ZM210 120H212V119H210ZM243 120H245V119L242 118V121H243ZM247 120H248V119H247ZM255 120H256V119H255ZM261 120H263V119H261ZM5 121H3L2 123H4ZM12 121H14V120H12ZM32 121H33V120H32ZM42 121H43V120H41V123H42ZM46 121H47V120H46ZM52 121H53V120H52ZM90 121H91V120H90ZM100 121H101V120H100ZM113 121H114V123H115V119H114ZM117 121H118V120H117ZM127 121H126V122H127ZM133 121H135V120H133ZM141 121H142V120H141ZM141 121H140V122H141ZM185 121H186V120H185ZM251 121H253V119H251ZM23 122H24V121H23ZM27 122H28V120H27ZM27 122H26V123H27ZM36 122H37V121H36ZM44 122H45V121H44ZM44 122H43V123H44ZM53 122H55V121H53ZM92 122H93V119H92ZM119 122H120V121H119ZM119 122H117V124H118ZM131 122H132V121H131ZM138 122H139V121H138ZM254 122H255V121H254ZM258 122H259V121H258ZM263 122H264V121H263ZM2 123H0V124H2ZM8 123H9V121H8ZM41 123L39 124V122H38V123H35V124H39V125H41V126H42L41 129H43V125H42ZM48 123H49V122H48ZM78 123H79V124H78ZM78 123H77V124L80 125V121H79ZM93 123H94V122H93ZM106 123H107V122H106ZM108 123H109V122H108ZM127 123H128V122H127ZM19 124H20V122H19ZM28 124H29V123H28ZM45 124H46V123H45ZM45 124H44V125H45ZM51 124H52V122H51ZM51 124H50V125H51ZM83 124H85V123L83 122ZM115 124H116V123H115ZM115 124H114V125H115ZM123 124H124V123H123ZM123 124H121V125L124 126ZM128 124H129V123H128ZM131 124H132V123H131ZM192 124H194V123H192ZM197 124H199V123H197ZM205 124H206V123H205ZM209 124H210V122H209ZM209 124H208V125H209ZM250 124H251V122H250ZM253 124H254V123H253ZM4 125H5V124H4ZM9 125H10V124H9ZM9 125H8V126H9ZM48 125H49V124H48ZM50 125H49V126H50ZM58 125H59V124H58ZM75 125H76V124H75ZM78 125H76V126H78ZM87 125H88V124H87ZM93 125H94V126H93ZM93 125H92V126H93V129H94L95 124H93ZM106 125L109 126L110 124H109V125L106 124ZM119 125H120V124H119ZM126 125H127V124H126ZM200 125L202 126V124H200ZM203 125H204V124H203ZM263 125H264V124H263ZM1 126H2V125H1ZM5 126H7V123H6ZM16 126H17V125H16ZM18 126H19V125H18ZM27 126L29 127L30 124L27 125ZM32 126H33V125H32ZM34 126H35V125H34ZM51 126H52V125H51ZM54 126H55V124H54ZM104 126H105V125H104ZM116 126H117V125H115V127H116ZM139 126H140V125H139ZM251 126H252V125H251ZM260 126H261V124H260ZM20 127H21V125H20ZM52 127H53V126H52ZM57 127H58V126H57ZM59 127H60V126H59ZM88 127H90V126H88ZM101 127H102V126H101ZM109 127H110V126H109ZM117 127H118V126H117ZM117 127H116V129H117ZM129 127H130V126H129ZM129 127H128V128H129ZM131 127H133V126L131 125ZM202 127H203V126H202ZM202 127H200V129H201ZM204 127H205V126H204ZM206 127H208V126H206ZM211 127H212V126H211ZM261 127H262V126H261ZM2 128H4V127H2ZM9 128H10V126H9ZM13 128H14V127H13ZM21 128H22V127H21ZM21 128H20V129H21ZM35 128H36V127H35ZM74 128L76 129L75 126H74ZM74 128H73V129H74ZM77 128H78V127H77ZM79 128H80V127H79ZM95 128H96V127H95ZM104 128H105V127H103V129H104ZM113 128H114V127H113ZM134 128H135V127H134ZM134 128H133V129H134ZM235 128H236V127H235ZM257 128H258V127H257ZM22 129H23V128H22ZM36 129H38V128H36ZM36 129L34 130V128H33V131H37ZM55 129H56V126H55V128H54V131H56ZM62 129H64V127H63ZM73 129H72V130H73ZM88 129H89V128H88ZM100 129H101V128H100ZM107 129H109V128H107ZM118 129H119V128H118ZM121 129H122V128H121ZM124 129H125V128H124ZM212 129H213V128H212ZM262 129H263V127H262ZM1 130H2V129H1ZM68 130H69V129H68ZM83 130H84V129H83ZM96 130H98V129H96ZM96 130H94L95 133H97ZM104 130H105V129H104ZM114 130H115V129H114ZM202 130H205V129H202ZM207 130H208V129H207ZM207 130H206V132H207ZM210 130H211V129H210ZM263 130H264V129H263ZM13 131H14V130H13ZM23 131H24V133H25V130H24V129H23ZM43 131L45 132V130H43ZM60 131H61V130H60ZM64 131H65V130H64ZM64 131H63V132H64ZM76 131H77V129H76ZM76 131H75V132H76ZM120 131L123 132V129L120 130ZM125 131L127 132L126 129H125ZM125 131H124V132H125ZM129 131H130V130H128V132H129ZM192 131H193V130H192ZM192 131H191V132H192ZM195 131L197 132V131H199V130H195ZM212 131H213V130H212ZM259 131H260V130H259ZM31 132H32V131H31ZM38 132H40V130H38ZM38 132H37V133H38ZM126 132H125V133H126ZM130 132H131V131H130ZM200 132H201V131H200ZM206 132H205V133H206ZM208 132H209V131H208ZM210 132H211V131H210ZM215 132H216V131H215ZM244 132H245V130H244ZM1 133H2V132H1ZM24 133H22V134H24ZM33 133H35V132H32V134H33ZM41 133H42V132H41ZM45 133H46V132H45ZM52 133H54V132H52ZM52 133H51V134H52ZM79 133H80V131H79ZM100 133H102V132L100 131ZM109 133H112V131H111V132H108V134H109ZM114 133L117 134V131L115 130ZM189 133H190V132H189ZM211 133H212V134H211V138H212L214 132H211ZM223 133H224V132H223ZM248 133L250 134V132H248ZM248 133H246V134H248ZM253 133H254V132H253ZM11 134H12V135H11ZM11 134H10L11 136H14L13 133H11ZM47 134H49V131H48ZM67 134H69V133H67ZM70 134H71V132H70ZM70 134H69V138H70ZM75 134H77V133H75ZM82 134L85 135L84 132H82ZM118 134H119V133H118ZM132 134H133V133H132ZM187 134H188V133H187ZM191 134H192V133H191ZM206 134H208V133H206ZM206 134H204V135H206ZM209 134H210V133H209ZM221 134H222V133H220V135H221ZM227 134H228V133H227ZM244 134H245V133H244ZM244 134H243V135H244ZM1 135H2V134H1ZM34 135H35V134H34ZM39 135L42 136L43 134H39ZM39 135H37V136H39ZM77 135H78V134H77ZM87 135H88V134H87ZM122 135H123V136H122ZM124 135H125L126 138H130V137H131V136H130V137H127V136H128V133H127V136H126V134H121V136H122L123 138H125ZM129 135H131V134L129 133ZM192 135H194V132H193ZM200 135H201V133H200ZM224 135H225V134H224ZM229 135H230V134H229ZM239 135H240V133H239ZM261 135H262V131H261ZM47 136H48V135H46V137H47ZM49 136H50V135H49ZM62 136H63V135H62ZM72 136H73V135H71V137H72ZM75 136H76V135H75ZM80 136H81V134H80ZM95 136H97V135H95ZM102 136H103V135H102ZM112 136H113V135H112ZM116 136H117V135H116ZM116 136H115V137H116ZM121 136H120V138H122ZM132 136H133V135H132ZM134 136H136V135H134ZM185 136H186V135H185ZM188 136H190V135H188ZM221 136H222V135H221ZM240 136H241V135H240ZM250 136H251V134H250ZM7 137H8V136H7ZM7 137H6V139H7ZM14 137H15V136H14ZM32 137H33V136H32ZM42 137H43V136H42ZM51 137H52V136H51ZM67 137H68V136H67ZM76 137H77V136H76ZM89 137H91V136L89 135ZM110 137H111V136H110ZM113 137H114V136H113ZM198 137H199V136H198ZM254 137H255V136H254ZM1 138H2V136H1ZM9 138H11V137H9ZM19 138H20V137H19ZM22 138H23V137H22ZM63 138H65V137H63ZM73 138H74V136H73ZM81 138H83V136H82ZM86 138L88 139V136H86ZM86 138H84L83 140H86ZM107 138H108V137H107ZM117 138H118V136H117ZM117 138H116V139H117ZM123 138H122V139H123ZM132 138H133V137H132ZM135 138H136V137H135ZM135 138H134V139H135ZM137 138H138V135H137ZM207 138H209V137H207ZM215 138H218V139H219V137H215ZM239 138H240V137H239ZM4 139H5V138H4ZM35 139H36V138H35ZM39 139H41L40 136H39ZM52 139H53V138H52ZM59 139H60V138H59ZM99 139H100V138H99ZM109 139H110V138H109ZM111 139H112V138H111ZM113 139H115V138H113ZM184 139H185V137H184ZM223 139H224V137H223ZM225 139H226V138H225ZM243 139H244V138H243ZM245 139H246V138H245ZM11 140H13V139H11ZM36 140H38V139H36ZM75 140H76V139H75ZM117 140L119 141V139H117ZM125 140H126V139H125ZM186 140L188 141V139H186ZM209 140H210V139H209ZM216 140H217V139H216ZM240 140H241V139H240ZM252 140H253V139H252ZM255 140L257 141V139H255ZM40 141H41V140H38V141H36V143H37V142H40ZM42 141L44 142V138H43ZM42 141H41V143H42ZM46 141L49 142L48 140H46ZM46 141H45V143H47ZM52 141H53V140H51V142H52ZM69 141H70V140H69ZM73 141H74V140H73ZM78 141H79V140H78ZM87 141H88V140H87ZM98 141H99V140H98ZM110 141H111V140H110ZM123 141H124V139H123ZM123 141L121 140V144L123 143ZM135 141H136V140H135ZM137 141H138V139H137ZM190 141H192V139H191ZM194 141H195V140H194ZM210 141H211V140H210ZM232 141H233V140H232ZM238 141H239V140H238ZM21 142H22V141H21ZM51 142H49V143H51ZM60 142H63V141H60ZM67 142H68V141H67ZM67 142H66V140H65V143H67ZM119 142H120V141H119ZM126 142H127V141H126ZM130 142L132 143L133 141L130 140ZM213 142H215V141H212L211 143H213ZM227 142H228V141H227ZM229 142H230V141H229ZM245 142H246V141H245ZM254 142H255V141H254ZM0 143H1V142H0ZM4 143L7 144V142H4ZM10 143H11V142H10ZM23 143H24V142H23ZM65 143H64V144H65ZM69 143H71V141H70ZM75 143H77V142L74 141V145H75ZM85 143H86V142H85ZM87 143H88L89 146H91V144H89V142H87ZM93 143H94V142H93ZM96 143H97V142H95V144H96ZM102 143H103V142H102ZM104 143L106 144V141H105ZM104 143H103V144H104ZM113 143H114V140H113ZM113 143L111 142L110 144L114 145ZM215 143H217V142H215ZM218 143H219V142H218ZM220 143H222L221 140H220ZM220 143H219V144H220ZM224 143H225V142H224ZM233 143H234V142H233ZM248 143H250L249 140H248ZM255 143H256V142H255ZM1 144H2V143H1ZM72 144H73V143H72ZM82 144H83V142H82ZM105 144H104L103 147H102L103 150H104V148L107 146V145H105ZM107 144H108V146L110 145L109 143H107ZM115 144H118V143L115 142ZM125 144H126V143H125ZM136 144H137V142H136ZM251 144H252V142H251ZM40 145H41V146H40L41 148H39V152L41 151L42 146L44 145V143H42V144H40ZM47 145H48V144H47ZM47 145H46V146H47ZM53 145H54V144H53ZM55 145H56V144H55ZM55 145H54V146H55ZM58 145H59V143H58ZM58 145H57V146H58ZM61 145H62V144H61ZM61 145H60V146H61ZM74 145H72V147H73ZM79 145H80V144H79ZM88 145H87V150H88V148H89ZM101 145H102V144H101ZM127 145H128V146H131L132 144H131V145L127 144ZM127 145H126V146H127ZM212 145H213V144H212ZM222 145H223V143H222ZM222 145H220V146H222ZM224 145H226V143H225ZM227 145H229V144H227ZM232 145H233V144H232ZM239 145H240V144H239ZM2 146H3V144H2ZM32 146H33V145H32ZM46 146H44V147H46ZM60 146H59V148H60ZM65 146L71 147V146H69V144H68V145L66 144ZM82 146H83V145H82ZM93 146H94V144H93ZM99 146H100V144H99ZM104 146H105V147H104ZM114 146H117V147H118L119 145H114ZM121 146H123V144H122ZM124 146H125V145H124ZM213 146H214V145H213ZM259 146H260V145H259ZM263 146H264V145H263ZM5 147H6V146H5ZM13 147L16 148L17 146L15 147L14 144H13L12 147H9V148H13ZM21 147H22V145H21ZM38 147H39V146H38ZM44 147H43V148H44ZM51 147H52V149L54 148L52 145H51ZM55 147H56V146H55ZM63 147H64V146H63ZM72 147H71V148H72ZM77 147H78V146H76V148H77ZM85 147H86V146H85ZM85 147H84V148H85ZM94 147H98V146H94ZM94 147H92V149H93ZM109 147H110V146H109ZM112 147H113V146H112ZM131 147H132V146H131ZM131 147H129V149H131ZM223 147H224V146H223ZM226 147H227V146H226ZM228 147H229V146H228ZM232 147H233V146H232ZM234 147H235V146H234ZM247 147H248V146H247ZM247 147H246V148H247ZM7 148H8V147H7ZM14 148H13V149H14ZM24 148H25V147H24ZM28 148H29V147H28ZM32 148H33V147H32ZM49 148H50V147H49ZM59 148H58V150H59ZM73 148H74V147H73ZM81 148L84 149V148L81 147V145H80L79 149L82 150ZM118 148H119V147H118ZM124 148H125V147H124ZM124 148H122V149L120 148L121 151L124 150ZM133 148H134V150H135L136 147H133ZM133 148H132V149H133ZM238 148H239V147H238ZM243 148H244V147H243ZM246 148H244V149H246ZM16 149H17V148H16ZM50 149H51V148H50ZM54 149H56V148H54ZM60 149H61V148H60ZM68 149H69V148H68ZM68 149H67V150H68ZM92 149H90V151H91ZM97 149H98V148H97ZM120 149H118V150H120ZM136 149H137V148H136ZM234 149H235V148H233V150H234ZM240 149H241V148H240ZM261 149H262V147H261ZM45 150L47 151L48 149L45 148ZM56 150H57V149H56ZM56 150H54V151H56ZM64 150H65V148H64ZM64 150H62L63 153H64ZM93 150L96 151V149H93ZM93 150H92V151H93ZM107 150H108V149H107ZM125 150H126V149H125ZM237 150H238V149H237ZM247 150H248V148H247ZM247 150H246V152H247ZM3 151H4V150H3ZM13 151H14V150H13ZM32 151H34V150H32ZM42 151H43V150H42ZM60 151H61V150H60ZM65 151H66V150H65ZM69 151H71V150H69ZM69 151H68V152H69ZM73 151H74V150H73ZM75 151H77V150H75ZM82 151H84V152H88L89 150H88V151H86V150H82ZM104 151H106V149H105ZM104 151H102V153H103ZM112 151H113V150H112ZM112 151L109 150V152H108V151H107V152H108V154H109V153L112 152ZM126 151H127L126 153H128V150H126ZM137 151H138V150H137ZM260 151H261V150H260ZM0 152H1V151H0ZM9 152H11V150H10ZM14 152H17L16 154H18V151H14ZM21 152H22V151H21ZM25 152H26V151H25ZM58 152H59V151H58ZM66 152H67V151H66ZM68 152H67V153H68ZM79 152H80V151H79ZM96 152H97V151H96ZM118 152H119V151H118ZM122 152H124V151H122ZM235 152H236V151H235ZM252 152H253V151H252ZM255 152H256V151H255ZM26 153H27V152H26ZM26 153H25V154L23 153V154L26 155ZM32 153H33V152H32ZM44 153H45V151H44ZM60 153H61V152H59L58 154H59V155H62V154H60ZM93 153L95 154L94 151H93ZM98 153H99V152H97V155H99ZM100 153H101V151H100ZM126 153L124 152V154H126ZM129 153H131V152H129ZM132 153H133V152H132ZM249 153H250V152H249ZM6 154H7V153H5L4 155H6ZM10 154H11V153H10ZM16 154H13V155H14L13 158H15V157L17 156ZM19 154H20V151H19ZM23 154L21 153V155H23ZM28 154H29V153H28ZM37 154L39 155V153H37ZM42 154H43V153H42ZM50 154H51V153H50ZM58 154H57V155H58ZM69 154H72V151H71V153H68V155H67V154H66V155L69 156ZM74 154H75V152H74ZM80 154H81V153H80ZM88 154H89V153H88ZM88 154H87V155H88ZM226 154H227V153H226ZM255 154H256V153H255ZM1 155H2V153H1ZM15 155H16V156H15ZM46 155H47V154H46ZM92 155H93V154H92ZM97 155H96V156H97ZM100 155H101V154H100ZM100 155H99V156H100ZM103 155H104V154H103ZM110 155H111V154H110ZM110 155H109V157H110ZM112 155H113V153H112ZM112 155H111V156H112ZM119 155H120V153H119ZM126 155H127V154H126ZM134 155H135V154H134ZM236 155H237V153H236ZM250 155H251V153H250ZM250 155H249V156H250ZM2 156H3V155H2ZM33 156H35V153L33 154ZM43 156H44V155H43ZM51 156H52V155H51ZM63 156H64V154H63ZM88 156H89V155H88ZM99 156H98V157H99ZM128 156H129V154H128ZM222 156H224V154H222ZM237 156H238V155H237ZM254 156H255V155H254ZM18 157H19V156H17V159H18ZM39 157H40V156H39ZM46 157H47V156H46ZM49 157H50V156H49ZM57 157H58V156H57ZM69 157H70V156H69ZM74 157H75V156H74ZM81 157H82V155H81ZM90 157H91V156H90ZM90 157H87V158H90ZM94 157H95V155H94ZM101 157H102V156H100V158H101ZM109 157H108V162L111 160V159L109 160ZM113 157H114V155H113ZM123 157H124V156H123ZM130 157H131V156H130ZM250 157H251V156H250ZM252 157H253V156H252ZM3 158H5V156H3ZM3 158H1V159H3ZM8 158H9V157H8ZM8 158L6 157L5 159H8ZM13 158H11V160H12V165H15V166H16V164H13V160H14ZM20 158H22V157L20 156ZM23 158H24V157H23ZM51 158H52V157H51ZM54 158H55V156H54ZM64 158H65V157H64ZM66 158L69 159L68 157H66ZM77 158H78V157H77ZM77 158L75 157V158H73V159L79 161V159H77ZM79 158H80V157H79ZM103 158H105V156H104ZM120 158H122V157H120ZM135 158H137V157L135 156ZM209 158H210V157H209ZM237 158H238V157H237ZM245 158H246V157H245ZM15 159H16V158H15ZM17 159H16V160H17ZM30 159H32V158H30ZM56 159H57V158H56ZM59 159H60V158L58 157V161H59ZM81 159H82V158H81ZM84 159H85V158H84ZM106 159H107V158H106ZM106 159H105V160H106ZM113 159H114V158H113ZM129 159H130V158L127 159L128 162H129ZM230 159H231V158H230ZM246 159H247V158H246ZM246 159H245V160H246ZM248 159H250V158H248ZM252 159H253V158H252ZM3 160H4V159H3ZM3 160H2V161L0 160V161L3 162ZM11 160H9V161L11 162ZM22 160H23V159H22ZM24 160H25V159H24ZM35 160H38V159H35ZM48 160H49V159H48ZM51 160H54V159L52 158ZM74 160H73V161H74ZM82 160H83V159H82ZM88 160H89V159H88ZM90 160H92V159L90 158ZM94 160H95V159H94ZM131 160H132V159H131ZM234 160H235V159H234ZM237 160H239V159H237ZM243 160H244V159H243ZM245 160H244L243 162H246ZM5 161H6V160H5ZM9 161H8V162H9ZM19 161H20V160H18V163H20ZM33 161H34V160H33ZM58 161H57V162H58ZM65 161H67V160H63V163H64V164H62V163H61V164L64 165V166H66V169L68 170V167H69L70 165L67 167L68 164L65 165ZM99 161H100V160H99ZM112 161H113V160H112ZM114 161H115V160H114ZM133 161H134V159H133ZM239 161H240V160H239ZM248 161H249V160H248ZM248 161H247V162H248ZM254 161H255V160H254ZM261 161H262V158H261ZM1 162H0V163H1ZM8 162H5V163H7V165H10V163L8 164ZM42 162H43V161H42ZM71 162H72V157H71ZM74 162H75V161H74ZM87 162H88V164L90 163V161H87ZM101 162H103L102 159H101ZM101 162H100V163H101ZM108 162H107V163H104V165H108V166H109V165H112V164H111L112 162H111L110 164H108ZM135 162H136V161H135ZM240 162H241V161H240ZM250 162H251V161H250ZM14 163H17V161L14 162ZM24 163H27V162H24ZM36 163H37V162H36ZM36 163H35V164H36ZM45 163H46V162H45ZM66 163H68V162H66ZM79 163H81V162H79ZM132 163H133V162H132ZM251 163H252V162H251ZM20 164H21V163H20ZM20 164H19V165H20ZM30 164L32 165L31 162H30ZM35 164H33V165H35ZM37 164H38V163H37ZM37 164H36L35 166H37ZM39 164H40V162H39ZM39 164H38V165H39ZM56 164H57V163H56ZM61 164H60V165H61ZM75 164H77V163L75 162ZM75 164L73 165V162H72L73 167H75ZM91 164H92V161H91ZM91 164H90V165H91ZM93 164H95V163H93ZM96 164H97V163H96ZM123 164H124V163H123ZM242 164H243V163H242ZM19 165H17V167H18ZM23 165H24V164L22 163V167H21L22 169H20V171L22 170L21 172H24V171H26L27 169H29V168L31 167V166H29V164H28L29 167H26V165H25V167H24ZM41 165H42V164H41ZM81 165H82V164H81ZM100 165H103V164L101 163ZM115 165H116V162H115ZM131 165H132V164H131ZM135 165H136V164H135ZM135 165H134V167H137V166H138V165H136V166H135ZM168 165H169V164H168ZM207 165H208V164H207ZM209 165H210V164H209ZM243 165H245V164H243ZM1 166H2V164H1ZM76 166H77V165H76ZM85 166H86V165H84V167L82 166V168H85ZM91 166H92V165H91ZM91 166H90V167H91ZM112 166H113V165H112ZM112 166H111V168H113ZM128 166H130V164H128ZM236 166H237V165H236ZM245 166H247V164H246ZM250 166H251V165H250ZM250 166H249V169L251 168ZM4 167H5V165H4ZM10 167H11V166H10ZM10 167H9V170H11ZM37 167H38V166H37ZM42 167H43V166H42ZM90 167H89V168H90ZM92 167H93V166H92ZM160 167H163V166L161 165ZM210 167H211V166H210ZM210 167H209V168H210ZM212 167H213V166H212ZM234 167H235V166H234ZM238 167H239V166H238ZM2 168H3V166H2L1 169H0L1 171L4 169V168H3V169H2ZM23 168H26V170H25V169L23 170ZM56 168H57V167H56ZM60 168H62V166H60ZM69 168H70V167H69ZM71 168H72V166H71ZM71 168H70V169H71ZM96 168H98V167L96 166ZM107 168H108V167H107ZM111 168H110V173H111ZM114 168H116V167H114ZM125 168H126V167H125ZM138 168H139V167H138ZM207 168H208V167H207ZM253 168H254V165H253ZM49 169H50V168H49ZM58 169H59V167H58ZM58 169H57V170H58ZM62 169L64 170L65 168H62ZM70 169H69V170H70ZM78 169H79V168H78ZM78 169H77V170H78ZM86 169H87V168H86ZM126 169H127V168H126ZM165 169H166V168H165ZM210 169H212V168H210ZM232 169H234V168H232ZM237 169H238V168H237ZM256 169L258 170V167H257ZM5 170H6V169H5ZM5 170H3V171H5ZM14 170H15V168H14ZM18 170H19V168H18ZM18 170H15L16 173L18 172ZM31 170H32V169H31ZM33 170H34V169H33ZM44 170H46V168H44ZM71 170H72V169H71ZM73 170H74V169H73ZM75 170H76V169H75ZM94 170H95V169H94ZM104 170H106V168H105ZM113 170H114V169H113ZM135 170H136V169H135ZM206 170H207V169H206ZM214 170H215V169H214ZM252 170H253V169H252ZM47 171H48V170H47ZM50 171L53 172V170H49V172H50ZM59 171H60V169H59ZM59 171H58V172H59ZM95 171H96V170H95ZM97 171H98V169H97ZM117 171H118V168H117ZM138 171H139V170H138ZM171 171H172V170H171ZM179 171H180V170H179ZM208 171H209V170H208ZM239 171H240V170H239ZM11 172H12V171H11ZM21 172H20V174H21ZM52 172H51L50 176H51L52 174H53V176H55V175H54L55 172H53V173H52ZM58 172H57V173H58ZM72 172H73V171H72ZM72 172H70V174H71ZM107 172H108V170H107ZM107 172H106V173H107ZM113 172H114V171H113ZM131 172H132V171H131ZM134 172H135V171H134ZM229 172H230V171H229ZM246 172H247V171H246ZM16 173L14 172V174H16ZM18 173H19V172H18ZM18 173H17V175L19 176ZM67 173H69V171H67ZM75 173L77 174V171H76ZM80 173H82V171H80ZM80 173H79V174H80ZM83 173H84V172H83ZM97 173H98V172H97ZM114 173H115V172H114ZM116 173H118V172H116ZM116 173H115V174H116ZM132 173H133V172H132ZM213 173H216V172H213ZM213 173H212V174H213ZM237 173H238V172H237ZM2 174H5V173H2ZM2 174H0V177H1ZM23 174H24V173H23ZM23 174H22V176H23ZM33 174H34V171H33ZM37 174H38V173H37ZM55 174H56V173H55ZM70 174H68V176H70ZM86 174H89V173L86 172ZM92 174H93V173H92ZM94 174H95V173H94ZM208 174H210V173H208ZM235 174H236V173H235ZM252 174H253V172H252ZM48 175H49V174H47L46 177H48ZM56 175H59V174H56ZM60 175H61V173H60ZM72 175H73V174H72ZM83 175H84V174H83ZM247 175H248V174H247ZM7 176H8V175H7ZM7 176L4 177V178H7ZM15 176H16V175H15ZM28 176H29V175H28ZM43 176H44V175H43ZM68 176H67V177H68ZM84 176L86 177V175H84ZM241 176H242V174H241ZM2 177H3V176H2ZM10 177H12V176L10 175ZM20 177H21V176H20ZM25 177H27V176H25ZM31 177H32V175H31ZM61 177H62L63 179H65V180H67V179H66V176H65V178L63 177V173H62ZM111 177H112V175H111ZM116 177H117V176H116ZM116 177H115V178H116ZM236 177H237V176H236ZM16 178H17V177H16ZM44 178H45V177H44ZM48 178H50V177H48ZM48 178H47V179H48ZM52 178H53V177H52ZM56 178H57V177H55L54 179H56ZM73 178H74V176H73ZM75 178H76V176H75ZM9 179H10V178H8V180H9ZM17 179H18V178H17ZM34 179H35V176H34ZM34 179H31V180H32L31 185H33V184H35V183L37 184V181H36V182L33 181ZM50 179H51V178H50ZM63 179H62V180H63ZM70 179H71V178H70ZM86 179H87V178H86ZM113 179H114V177H113ZM113 179H112V180H113ZM118 179H119V177L116 178V180H117V183H116V184H118ZM136 179H137V177H136ZM136 179H135V180H136ZM139 179H140V178H139ZM153 179H154V178H153ZM0 180H1V179H0ZM2 180H3V179H2ZM2 180H1V181H2ZM8 180H6V182H7ZM24 180H26V179L22 178V181H24ZM39 180H40V179H39ZM41 180H42V179H41ZM45 180H46V179H45ZM45 180H44V182H45ZM57 180H58V179H57ZM57 180H56V181H57ZM76 180H77V178H76ZM232 180H233V179H232ZM247 180H248V179H247ZM1 181H0V182H1ZM3 181H4V180H3ZM12 181H13V180H12ZM12 181H11V182L9 181V182L11 183L10 186H12V184L14 185V183H13L14 181H13V182H12ZM17 181H18V180H17ZM17 181H16V182H17ZM19 181H21V180H19ZM42 181H43V180H42ZM42 181H40V182H42ZM58 181H59V180H58ZM68 181H69V180H68ZM80 181H81V180H80ZM80 181L78 180V183H79ZM83 181H85V180H83ZM87 181H88V180H87ZM91 181H92V180H91ZM200 181H201V180H200ZM218 181H219V180H218ZM259 181H260V180H259ZM4 182H5V181H4ZM4 182H3V183H4ZM16 182H15V184H16ZM49 182H50V180H49ZM59 182H61V181H59ZM59 182H58V183H59ZM65 182H66V181H65ZM65 182H64V183H65ZM93 182H94V181H92V183H93ZM111 182H113V181H111ZM114 182H116V181H114ZM136 182H137V181H136ZM140 182H141V180H140ZM1 183H2V182H1ZM1 183H0V187H2V186H1L2 184H1ZM17 183L19 184V182H17ZM24 183H25V186H26V181H24ZM24 183H23V184H24ZM52 183L55 184L53 181H52ZM56 183H57V182H56ZM61 183H62V182H61ZM69 183H70V182H69ZM72 183H73V182H72ZM81 183H83V182L81 181ZM81 183H80V184H81ZM85 183H86V182H85ZM85 183H84V184H85ZM88 183H89V182H88ZM88 183H87L86 185H89ZM94 183H95V182H94ZM94 183H93V184H94ZM231 183H232V182H231ZM252 183H253V182H252ZM4 184H6L5 186H7L9 183L7 182V183H4ZM4 184H3V185H4ZM20 184H21V182H20ZM20 184H19V185H20ZM36 184H35V185H36ZM39 184H40V186H42L43 183H42V184L39 183ZM50 184H51V183H50ZM50 184H48V185H50ZM65 184H66V183H65ZM93 184H92V185H93ZM111 184H112V183H111ZM116 184H115V186H116ZM246 184H247V183H246ZM16 185H17V184H16ZM21 185H22V184H21ZM35 185H34V188L31 186V187L33 188V190L35 189ZM43 185H44V184H43ZM51 185H52V184H51ZM51 185H50L49 187H48L47 185H44V186H47V187H48L47 190H49V189L51 188ZM63 185H64V184H63ZM66 185H67V184H66ZM66 185H64V186H66ZM73 185L75 186V185H77V184H74V183H73ZM73 185L70 186V187H72V189L74 188ZM90 185H91V184H90ZM119 185H120V184H118L117 186H119ZM137 185H138V183H137ZM141 185H142V184H141ZM28 186L30 187V184H28ZM36 186L40 187L39 185H36ZM67 186H68V185H67ZM78 186H79V185H78ZM93 186H94V185H93ZM111 186H113V185H111ZM222 186H223V184H222ZM233 186H234V185H233ZM8 187H9V186H8ZM8 187H7V190H8ZM14 187H15V186H14ZM42 187H43V186H42ZM42 187H41V188H42ZM54 187H55V186H54ZM56 187L58 188V186H56ZM70 187H69V188H70ZM254 187H255V186H254ZM3 188H4V190H6L5 187H3ZM15 188H16V187H15ZM26 188H27V187H26ZM32 188H31V189H32ZM41 188H40V189H41ZM79 188H80V186H79ZM117 188H118V187H117ZM121 188H122V187H121ZM141 188H143V187H140V189H141ZM0 189H1V188H0ZM9 189H10V188H9ZM27 189H28V188H27ZM58 189H60V188H58ZM70 189H71V188H70ZM72 189H71V190H72ZM81 189H82V188H81ZM81 189H80V190H81ZM86 189H87V188H86ZM119 189H120V188H119ZM260 189H261V188H260ZM10 190H11V191H10ZM10 190H9L10 192H13L12 189H10ZM25 190H26V189H25ZM25 190H24V191H25ZM29 190H30V188H29ZM36 190L39 191L38 188H36ZM36 190H35V193H37L38 196L40 195V196H41V199H44V200L46 201V199H45V198H42L43 196H42L41 194H38V192H36ZM44 190L47 191L46 189H43V191H44ZM73 190H74V189H73ZM75 190H76V189H75ZM114 190H115V189H114ZM14 191H15V190H14ZM16 191H17V190H16ZM16 191H15V192H16ZM22 191H23V189H22ZM24 191L21 192V193H20V191H19V192L17 191L18 193H17V192H16V193H17V195H18V194H24V195L27 197V195L24 193ZM40 191H41V190H40ZM53 191H54V189H53ZM61 191H64V190H61ZM61 191H59V192L57 191V192H54V193H60ZM68 191H69V190H68ZM110 191H111V190H110ZM112 191H113V190H112ZM115 191H116V190H115ZM121 191H122V189H121ZM259 191H261V190H259ZM2 192H4V191H2ZM26 192H27V190H26ZM31 192H32V191H31ZM64 192H66V190H65ZM64 192H63V193H64ZM72 192H74V191H72ZM72 192H71V193H72ZM113 192H114V191H113ZM116 192H117V191H116ZM122 192H123V191H122ZM146 192H147V191H146ZM263 192H264V190H263ZM4 193H5V192H4ZM8 193H9V192L7 191L6 194H8ZM27 193H30V191H28ZM39 193H40V192H39ZM54 193L51 194V195H52V196L55 195ZM63 193H62V195H63ZM69 193H70V191H69ZM69 193H68V194H69ZM74 193H76V192H74ZM9 194H10V193H9ZM11 194H12V193H11ZM14 194H15V193H14ZM32 194H33V193H32ZM64 194H65V193H64ZM68 194H67V195H68ZM109 194H111V192H110ZM253 194H254V193H253ZM0 195H1V193H0ZM51 195H50V196H51ZM58 195H59V194H58ZM58 195H57V196H58ZM65 195H66V194H65ZM65 195H63V196H65ZM111 195H112V194H111ZM116 195H117V194H116ZM122 195H123V194H122ZM127 195H128V194H127ZM147 195H148V194H147ZM2 196H3V193H2ZM5 196H6V195H5ZM7 196H8V195H7ZM10 196H11V195H10ZM12 196H13V194H12ZM18 196H20V195H18ZM25 196H23V197H25ZM29 196H30V194H29ZM35 196H36V194H35ZM38 196H37V198L39 199L40 196H39V197H38ZM52 196H51V197H52ZM63 196H62V197H63ZM71 196H72V195H71ZM71 196H70V197H71ZM112 196H113V195H112ZM114 196H115V195H114ZM128 196L131 198L130 195H128ZM128 196H126V197H128ZM13 197H14V196H13ZM23 197H22V198H23ZM26 197H25V199H26ZM54 197H55V196H54ZM72 197H73V196H72ZM72 197H71V198H72ZM109 197H110V196H109ZM119 197H120V196H119ZM0 198L2 199L1 196H0ZM3 198H4V197H3ZM9 198L11 199L12 197H9ZM14 198H15V197H14ZM22 198H21V197L17 198L18 201H17L16 203L22 202V201H23ZM34 198H36V197H34ZM60 198H61V193H60ZM67 198H68V197H67ZM71 198H70V199H71ZM111 198H112V197H111ZM111 198H110V199H111ZM116 198H117V197H116ZM5 199H6V198H5ZM5 199H4V200H5ZM12 199H13V198H12ZM15 199H16V198H15ZM27 199H28V197H27ZM49 199H50V197H49ZM49 199H47V201H49ZM52 199H54V198H52ZM52 199H51V200H52ZM58 199H59V198H58ZM58 199L56 198V200H58ZM74 199H75V197H74ZM112 199H113V198H112ZM124 199H125L124 202H126L127 199H126V198H124ZM131 199H132V198H131ZM6 200H7V199H6ZM6 200H5V201H6ZM20 200H21V201H20ZM31 200H32V199H30L28 202H30ZM39 200H40V199H39ZM54 200H55V199H54ZM56 200L53 201V202H56ZM59 200L62 201L63 199H62V200L59 199ZM65 200H66V202L68 201L66 198H65ZM65 200H64V201H65ZM71 200H73V198H72ZM120 200H121V199H120ZM215 200H216V198H215ZM0 201L3 202L2 200H0ZM5 201H4V202H5ZM7 201H8V200H7ZM36 201H38V200L36 199L35 202H36ZM73 201H74V200H73ZM110 201H112V200H110ZM114 201H115V200H114ZM114 201H112V203H114ZM117 201H118V200H117ZM129 201H130V200H129ZM8 202H9V201H8ZM8 202H7L6 204H10V203H8ZM35 202H34V200H33L31 203H34V204H32V205L35 206ZM43 202H44V201H43ZM62 202H63V201H62ZM120 202H121V201H120ZM124 202H123V203H124ZM131 202H132V201H131ZM221 202H222V201H221ZM14 203H15V202H14ZM14 203H12V205H13ZM22 203H24V202H22ZM36 203H38V202H36ZM41 203H42V202H41ZM57 203H59V202L57 201L56 204H57ZM64 203H65V202H64ZM67 203H68V202H67ZM67 203H65V204H67ZM69 203H70V202H69ZM73 203H75V202H73ZM73 203H72V204H73ZM215 203H216V202H214V204H215ZM246 203H247V202H246ZM4 204H5V203H4ZM4 204H1V203H0V206H1V205H4ZM6 204H5V205H6ZM19 204H20V203H19ZM43 204H44V203H43ZM46 204H47V203H46ZM49 204H50V203H49ZM56 204H55V205H56ZM75 204H76V203H75ZM75 204H74V205H75ZM114 204H115V203H114ZM118 204H119V203H118ZM126 204H128V203L126 202ZM211 204H212V203H211ZM29 205H30V204H29ZM36 205H37V204H36ZM41 205H42V204H41ZM47 205H48V204H47ZM47 205H46V206H47ZM51 205H52V204H51ZM51 205H50V206H51ZM57 205H58V204H57ZM62 205H64V204H62ZM62 205H61V206H62ZM77 205H79V204H77ZM120 205H121V203H120ZM129 205H130V202H129ZM21 206H22V205H21ZM24 206H25V205L23 204V207H24ZM26 206H28V205H26ZM26 206H25V209H26V210H25L23 207L20 208V206H19V210L21 211V210L23 209V210H25V211H28L27 208H28L29 206H28L27 208H26ZM34 206H33V207H34ZM38 206H40V205H38ZM46 206L44 205V206H42V207L44 208V207H46ZM67 206H68V205H67ZM67 206H66V207H67ZM79 206H80V205H79ZM79 206H78V207H79ZM121 206H122V205H121ZM31 207H32V206H31ZM33 207H32V208H33ZM48 207H49V206H48ZM48 207H47V208H48ZM53 207H54V206H52V209H53ZM66 207H65V208H66ZM78 207L75 206V208H78ZM82 207H83V205L81 206V208H82ZM86 207H87V206H86ZM86 207H85V208H86ZM119 207H120V206H119ZM124 207H125V206H124ZM210 207H211V206H210ZM212 207H213V206H212ZM3 208H4V206H3ZM3 208L1 207V209H3ZM6 208L9 209V208L7 207V205H6ZM6 208H5V210H6ZM10 208H11V206H10ZM13 208H14V207L12 206L11 210H13ZM49 208H50V207H49ZM49 208H48V209H49ZM67 208H68V207H67ZM75 208H74V210H75ZM130 208H133V207L131 206ZM28 209H30V208H28ZM34 209H35V208H34ZM55 209H56V208H55ZM59 209H60V208H59V206H58V210H59ZM61 209H62V208H61ZM61 209H60V210H61ZM63 209H64V208H63ZM111 209H113V207H112ZM111 209H110V210H111ZM117 209H118V208H116L115 205H114V210L116 211V212H114V213L119 212V211H117ZM126 209H127V208H126ZM137 209H138V208H136V210H137ZM11 210L9 211L10 214L12 213ZM14 210H15V208H14ZM16 210H17V209H16ZM32 210H33V209H31V211H32ZM41 210H42V209H41ZM76 210H77V209H76ZM81 210H82V209H80V211H81ZM110 210H108V211H110ZM119 210H120V209H119ZM133 210H134V209H133ZM215 210H216V209H215ZM25 211H24V212H25ZM35 211H36V210H35ZM42 211H43V210H42ZM45 211H46V210H45ZM65 211H66V210H65ZM67 211H68V210H67ZM112 211H113V210H112ZM137 211H138V210H137ZM137 211H136V212H137ZM213 211H214V210H213ZM1 212H2V211H1ZM17 212H18V211H17ZM38 212H39V211H38ZM40 212H41V211H40ZM62 212H63V211L61 210V213H62ZM126 212H127V211H126ZM129 212H132V211H129ZM129 212H128V213H129ZM18 213H19V212H18ZM18 213H17V214H18ZM41 213H42V212H41ZM47 213H48V212H47ZM65 213H67V212H65ZM114 213H113V214H114ZM128 213H126V214H128ZM0 214H1V213H0ZM2 214H3V213H2ZM4 214H5V213H4ZM4 214H3V215H0V217H1V216H4V217H1V218H3L2 220L0 219V220H1L0 223L2 224V225H0V226H4V224L2 223L3 220H4V218H6V216H5ZM10 214H9V215H10ZM14 214H15V212H14ZM19 214H21V213H19ZM23 214H24V213H23ZM27 214H30V215H31V213H29V211H28ZM42 214L45 215L44 213H42ZM73 214H76V215H77L76 212L73 213ZM120 214H121V213H120ZM120 214H119V215H120ZM207 214H208V213H207ZM9 215L7 214V217H8ZM11 215L14 216L13 213H12ZM15 215H16V214H15ZM21 215H22V214H21ZM34 215H35V213H34ZM65 215H66V214H65ZM65 215H62V217H63V216L65 217ZM70 215H71V214H70ZM79 215H80V214H79ZM131 215H132V213H131ZM213 215H214V214H213ZM16 216H17V215H16ZM19 216H20V215H19ZM19 216H18V217H19ZM32 216H33V212H32L31 217H32ZM36 216L38 217L39 215L36 214ZM111 216H112V215H111ZM120 216H121V215H120ZM18 217H17V218H18ZM21 217H22V216H20V218H21ZM25 217H27V216H26V212H25ZM37 217L35 218V217L33 216L34 219H37ZM45 217H46V215H45ZM67 217H68V215L66 216V218H67ZM73 217H74V216H73ZM77 217H78V216H77ZM80 217H81V216H79L78 218H80ZM114 217H116V216H112V218H114ZM128 217H129V216H128ZM128 217H126V218H128ZM133 217H135V216H133ZM10 218H11V216H10ZM22 218H23V217H22ZM39 218H40V216H39ZM42 218H43V217H42ZM60 218H61V216H60ZM60 218H59V219H60ZM122 218H123V217H122ZM126 218H125V219H126ZM135 218H136V217H135ZM12 219H13V221L4 220L6 223H9V225H10V227H11V228H10V227H9V228H8V227L5 228L6 231H7V229H8L7 232H10V231H11V230L9 231V229H13L12 231L14 232V228H12V223H14V219H15V217L12 218ZM12 219H11V220H12ZM25 219H26V218H25ZM61 219H62V218H61ZM80 219H81V218H80ZM9 220H10V219H9ZM16 220H18V219H16ZM21 220H22V219H19L18 221H21ZM27 220H28V218H27ZM29 220H30V217H29ZM40 220H41V219H40ZM40 220H39V221H40ZM42 220H43V219H42ZM65 220H66V219H65ZM76 220H77V219H76ZM81 220H82V219H81ZM115 220H118V221H119L118 218H116ZM115 220H114V221H115ZM127 220H128V219H127ZM24 221H25V220H24ZM61 221H62V220H61ZM61 221H60V222H61ZM67 221H68V220H67ZM118 221H117V222H118ZM120 221H121V220H120ZM123 221H124V220H123ZM123 221H122V222H123ZM10 222H12V223H10ZM25 222H27V221H25ZM77 222H78V221H77ZM81 222H82V221H81ZM133 222H134V221H133ZM15 223H16V221H15ZM15 223L13 224L14 226L16 225ZM17 223H19V222H17ZM27 223H29V222H27ZM27 223H26V224H27ZM62 223H63V221H62ZM118 223H119V225H121L120 222H118ZM232 223H233V222H232ZM114 224H115V222H114ZM21 225L23 226V224H21ZM112 225H113V224H112ZM117 225H118V224H117ZM136 225H137V224H136ZM247 225H248V224H247ZM251 225H252V224H251ZM5 226H6V225H5ZM5 226H4V227H5ZM7 226H8V224H7ZM17 226L20 227V225H17ZM17 226H15V228H16ZM28 226H29V224H28ZM80 226H82V225H80ZM115 226H116V225H115ZM204 226H205V225H204ZM207 226H208V225H207ZM19 227H17L16 229L19 230ZM120 227H121V226H120ZM191 227H192V226H191ZM22 228H23V227H22ZM22 228H20V229H22ZM25 228H26V227H24V229H25ZM27 228H28V227H27ZM79 228H80V227H79ZM133 228H134V227H133ZM192 228H193V227H192ZM231 228H232V227H231ZM249 228H250V227H249ZM24 229H23V230H24ZM117 229H118V228H117ZM120 229H121V228H120ZM136 229H137V228H136ZM242 229H243V228H242ZM244 229H245V228H244ZM2 230L4 231V228H2ZM27 230H29V228H28ZM79 230H80V229H79ZM118 230H119V229H118ZM138 230H139V227H138ZM142 230H143V229H142ZM0 231H1V227H0ZM19 231H21V230H19ZM19 231H17V232H19ZM30 231H31V230H30ZM74 231H75V230H74ZM74 231H73V232H74ZM76 231H77V229H76ZM76 231H75L74 233H76ZM80 231H81V230H80ZM1 232H2V231H1ZM7 232H6V233H7ZM22 232H23V231H22ZM25 232H28V231H25ZM82 232H83V231H82ZM115 232H116V229H115ZM118 232H119V231H118ZM140 232H141V230H140ZM140 232H139V233H140ZM2 233H3V232H2ZM4 233H5V231H4ZM79 233H81V232H79ZM144 233H145V232H144ZM20 234H21V232H20ZM23 234H26V233H22V235H23ZM28 234H29V233H28ZM28 234H27V235H28ZM76 234H77V233H76ZM116 234H117V233H116ZM120 234H121V233H120ZM125 234H126V233H125ZM5 235H6V234H4V238H5L7 235H8V239L10 238V237H9V233H8L6 236H5ZM77 235H79V234H77ZM114 235H115V233H114ZM122 235H123V234H122ZM127 235H129V234H127ZM127 235H126V236H127ZM134 235H135V234H134ZM141 235H142V234H141ZM217 235H218V234H217ZM1 236H2V235H1ZM10 236L14 237V236H17V235L14 234V236H13V235H11V233H10ZM18 236H19V235H18ZM29 236H30V235H29ZM72 236H73V235H72ZM74 236L76 237V235H74ZM74 236H73V237H74ZM135 236H136V235H135ZM138 236H139V235H138ZM138 236H137V237H138ZM75 237H74V238H75ZM113 237H114V236H113ZM127 237H128V236H127ZM262 237H264V236H262ZM16 238H17V237H16ZM16 238H15V239H16ZM76 238H77V237H76ZM111 238H112V237H111ZM122 238H123V237H122ZM135 238H136V237H135ZM138 238H139V237H138ZM10 239H11V238H10ZM12 239H14V238H12ZM24 239H25V238H24ZM26 239H27V238H26ZM120 239H121V238H120ZM147 239H148V240H147ZM0 240H1V238H0ZM16 240H17V239H16ZM81 240H82V242H83V239H81ZM92 240H93V239H92ZM115 240H116V239H115ZM139 240H140V239H139ZM146 240H147V241H151L149 237H147ZM2 241H3V240H2ZM8 241H9V240H8ZM11 241H13V240H11ZM26 241H27V240H26ZM86 241H87V240H86ZM95 241H96V240H95ZM103 241H104V240H103ZM108 241H109V240H108ZM108 241H107V242H108ZM137 241H138V240H137ZM153 241L155 242V240H153ZM17 242H18V241H17ZM17 242L15 241L14 244H16ZM19 242H20V241H19ZM29 242H30V241H29ZM29 242H26V243H29ZM70 242L72 243L71 239H70ZM93 242H94V241H93ZM96 242L98 243V241H96ZM96 242H95V244H96ZM101 242H102V241H101ZM104 242H105V241H104ZM2 243H4V241H3ZM5 243H9V242L5 241ZM20 243H21V242H20ZM23 243H24V242H23ZM23 243H22V248H24ZM91 243H92V242H91ZM109 243H110V241H109ZM122 243H123V242H122ZM124 243H125V241H124ZM137 243H138V242H137ZM148 243H149V242H148ZM155 243H156V242H155ZM17 244H18V243H17ZM24 244H25V243H24ZM80 244H81V242H79L78 245H80ZM95 244H94V246H95ZM101 244H102V243L99 244L100 247H103ZM105 244H106V243H105ZM113 244H115V243L113 242ZM119 244H120V243H119ZM151 244H152V243H151ZM214 244H215V243H214ZM1 245H2V244H1ZM9 245H10V244H8V246H9ZM12 245H13V243H12ZM12 245H11V246H12ZM19 245H20V244H19ZM28 245H29V244H28ZM76 245H77V244H76ZM108 245H109V244H108ZM111 245H112V244H111ZM128 245H129V244H128ZM142 245H143V244H142ZM147 245H148V244H146L145 247H146ZM156 245H157V244H156ZM4 246H5V244H4ZM26 246H27V244H26ZM30 246H31V245H29V247H30ZM96 246H97L98 248H97V247H95V248L99 249L98 244H96ZM129 246H130V245H129ZM112 247H113V246H112ZM115 247H116V246H115ZM131 247H132V246H131ZM151 247L153 248L154 246L151 245ZM151 247H150V249H151ZM15 248H16V246H15ZM19 248H20V247H19ZM30 248H31V249H33V248L35 249V247L32 248V246H31ZM81 248H84V247L81 246ZM90 248H91V247H90ZM106 248H108V247H106ZM113 248H114V247H113ZM13 249H14V246H13L12 250H13ZM24 249H25V248H24ZM26 249H27V248H26ZM97 249H96V250H97ZM100 249H101V248H100ZM100 249H99V250H100ZM154 249H156V248H154ZM8 250H9V249H8ZM12 250H11V251H12ZM15 250H16V249H15ZM19 250H21V249H19ZM19 250H17V252H20ZM29 250H30V249H29ZM35 250H36V249H35ZM83 250H85V249H83ZM86 250H87V248H86ZM88 250H89V248H88ZM99 250H97V251L100 252ZM106 250H107V249H106ZM9 251H10V250H9ZM11 251H10V252H11ZM26 251H27V250H26ZM101 251H102V249H101ZM110 251H111V250H110ZM2 252H3V251H2ZM2 252H0V253H2ZM5 252H7V251H4L3 254L6 255V256H7L8 254H10V253H8V252H7L8 254H5ZM17 252H15V253H17ZM22 252H23V251H22ZM28 252H32V251H28ZM28 252H27V253H28ZM35 252H36V251H35ZM38 252H39V250H38ZM90 252H91V251H90ZM103 252H105V249H104ZM108 252H109V251H108ZM159 252H160V251H159ZM12 253H13V252H12ZM91 253H92V255L95 254V253L93 254V252H91ZM91 253H90V254H91ZM105 253H106V252H105ZM21 254H22V253H21ZM30 254H31V253H30ZM1 255H2V254H0V256H1ZM4 255H3V256H4ZM17 255H18V253H17ZM103 255H104V254H103ZM176 255H177V254H176ZM6 256H5V257H6ZM8 256H10V255H8ZM15 256H16V254H15ZM90 256H91V255H90ZM90 256H88L89 259L91 258ZM99 256H100V254H99ZM76 257H77V256H76ZM85 257H86V256H85ZM3 258H4V257H3ZM6 258H7V257H6ZM6 258H5V259H6ZM8 258H9V257H8ZM11 258H12V255H11ZM11 258H10V259H11ZM22 258H23V259H22V261H23L25 257L22 256ZM27 258H28V257H27ZM62 258H63V257H62ZM71 258L73 259L74 257L71 256ZM86 258H87V257H86ZM92 258H93V257H92ZM95 258H97V254H96V256H95L92 260H95ZM99 258H100V257H99ZM66 259H67V258H66ZM74 259H75V258H74ZM76 259H77V258H76ZM79 259H80V258H79ZM166 259H167V258H166ZM3 260H4V259H3ZM8 260H9V259H8ZM8 260H7V264H9ZM13 260H14V259H12L11 261H13ZM16 260H18V259H16ZM62 260H63V259H62ZM77 260H78V259H77ZM80 260H81V259H80ZM90 260H91V259H90ZM98 260H100V259H97V261H98ZM32 261H33V260H32ZM34 261H35V259H34ZM37 261H38V260H37ZM37 261H36V262H37ZM40 261H43V260H40ZM45 261H47V260H45ZM67 261H68V260H67ZM75 261H76V260H75ZM85 261H86V260H85ZM4 262H5V261H4ZM13 262H14V261H13ZM13 262L10 263V264H13ZM20 262H21V260L19 261V264H20ZM23 262H24V261H23ZM23 262H22V263H23ZM30 262H31V260H30ZM48 262H49V260H48ZM69 262H70V261H68V263H69ZM72 262H73V261H72ZM72 262H71V263H72ZM76 262H77V261H76ZM79 262H83V261H79ZM94 262H96V261H93V262L91 261V263H94ZM15 263H16V262H15ZM27 263H28V262H27ZM27 263H26V261H25V264H27ZM31 263H32V262H31ZM39 263H42V262H39ZM68 263H66V264H68ZM88 263H89V262L84 263V264H88ZM97 263L99 264V261H98ZM16 264H17V263H16ZM23 264H24V263H23ZM43 264H44V262H43ZM62 264H63V263H62ZM64 264H65V263H64ZM80 264H81V263H80ZM94 264H96V263H94Z\"/></svg>",
    "mask_w": 264,
    "mask_h": 264
}]
</instances>
